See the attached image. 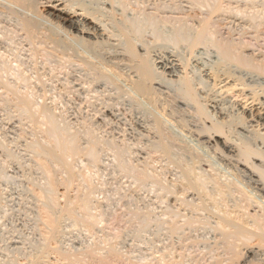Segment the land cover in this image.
I'll list each match as a JSON object with an SVG mask.
<instances>
[{
    "label": "bare ground",
    "instance_id": "1",
    "mask_svg": "<svg viewBox=\"0 0 264 264\" xmlns=\"http://www.w3.org/2000/svg\"><path fill=\"white\" fill-rule=\"evenodd\" d=\"M241 3H244L245 5L244 8L241 6ZM3 5V6H1ZM39 5L41 7H44L47 11L48 9H54L56 11H58V13L60 14V17L62 16V18H58L57 22L58 24H54L50 23L48 24V20H45L44 17V13L45 11L41 10L39 8ZM0 6L4 9V12L6 10L9 9L10 13L12 15H14V19L16 16V28L17 26L20 27V31H22L21 33H24L26 36L27 41L30 43H26L29 44V46L31 45V47L33 48L32 51L35 49L38 50V48H42L45 47V50L48 48L50 49L51 53L52 51L55 52L58 56L60 55L62 58L66 57V60H68L67 57H73L74 54L78 55V57L80 58H74L73 57V61L74 59H76L74 62H76V67H79L77 69L76 76L75 79H77V81L74 83V87H76L77 90L82 91L84 93V91H86V93L88 94L87 91L90 92H95L93 97H96L98 100H101V105H99V107L103 106L102 108H99L100 110H98V113H100L101 116L105 117V116H111V119L116 120V121H120L123 122L124 121V115L126 114L124 111H120V108H117V100L115 102H113L114 98L117 99L116 97V93L115 95L112 93L113 89L116 90L117 94H120V92L122 91L123 95H127L126 99H122L120 98L122 102V104L127 106L134 100V101H138V102H143V104H147L149 106L152 107V109L155 110V114H151L154 115L152 116V120L145 118L146 116L142 115L140 112H136L135 114L133 113L134 110L132 111V113L134 114H130L133 115L131 116L133 119L132 121L130 120L131 124H127L125 123L124 127L125 129L123 130V134L124 136H126V138L128 140H133L134 144L135 141L137 142L135 146H137L138 148H140L142 151L143 149L146 148H151V146L153 147V149L155 148V146H160L158 147L156 150L159 151V148H162V152L167 153L166 155H168V152H171L172 149L175 145H177L179 142L177 141V144L172 145L173 143H175V137L178 135H176L173 130L170 131L171 129L169 127L172 126H176L178 128V130L181 133L184 134H191L192 136L195 137L194 141H198V144H200V148L203 146V148H206L207 151H210V153L214 154V156H216L217 160L218 158L220 159L219 161H221L223 163V165L225 164V166L228 167V171L229 173L231 172L234 176H236V180L233 179L231 180V178L229 176H225L229 177L230 180H227V183H219V181L215 182V183H219L218 185L223 187H228L229 191L232 189L233 185L235 184L237 187L239 186L241 188V192H243L242 196H244L243 199H241V197L239 199H237L236 197L233 199L232 197H230V195H232V192L226 191L225 193L222 191L223 189L221 188L220 194L221 198H217V192L220 187L218 185H215V190H210L211 187H207L208 185L205 183V181H209V180H204V182H202L201 180H199L198 177V181H200L197 185V182L194 180H191V178L189 179L187 177V175L189 174V172L186 174H184L186 181H183L185 183V185H181L183 187V189H185V192L188 194L189 193V197L192 196V200L189 201L188 200H184L182 199L181 204H187L188 206L193 204L194 211L196 210H201L203 211L204 215V221H200L199 224H201V226H199L198 224H196V220L193 219V222L190 220L188 221L187 219V223L189 224L188 227L186 229H190V236L193 234V231H195V233L199 232L197 234V236H202L203 239L200 240L203 241L201 243L202 245V249L198 250L200 251L198 254L201 255L202 257L199 258L200 260H204L205 262H209L208 264H264V149H260V147H258V140H261L262 143L264 144V116H255L254 112L252 111V107L250 106L249 108L247 106H244L240 103H237L235 100H233L232 96H228L230 92L227 90L223 91V87L227 86V84L225 85H221L222 83H231L230 87L231 88H238L236 90H238V92L240 91H246L243 94L241 93V95H243V97L246 99V102L249 99H252V102L254 100L259 99L258 104H260L263 107L264 110V52H262V50H260L259 47H256L255 49L258 48L259 52L261 54H259L260 56H258V52H252L250 51V49L252 50V47L250 48V46L252 45L251 41H246L244 40L242 36H245L244 33H248V31H250V27L252 28V30H255V34L253 32V35H250L252 33H249V35L247 34V36L249 37H253L257 43H259L258 41L260 40L259 38V33L261 32V27L264 25V0H0ZM246 6V7H245ZM7 8V9H6ZM41 10V11H40ZM3 11V9L1 10ZM3 12H1L0 14L2 15ZM8 13V12H7ZM3 14V20L2 17L0 18L1 21H3V26H4V22H11L13 20H8L7 18H9L11 16V14ZM228 13H230L232 16L234 17H241L242 21H245L243 28L240 31V35H238L237 37H235V34L233 35V33H235L233 30H231V28L233 29L234 27H231L229 25L230 30H227V34H222L221 30H223V26L221 29V26L223 24H221V22H223V18L224 16H231L228 15ZM6 14V15H5ZM0 15V16H1ZM5 18V16H7ZM239 15V16H238ZM46 17V16H45ZM51 17V16H50ZM82 18V20H88L90 21V23H93L94 25H102L104 27V31H107L106 33H108V38H114L117 37L116 39L118 40L117 43L118 45H121L122 48H116L115 47H111L107 44L108 47H106L103 44L106 43H96V44H100L99 46H92L90 42H88V40H84V39H78V35L76 36H72V34L70 33L72 30H70L68 28V22L71 18ZM233 17V18H234ZM236 17V18H237ZM21 20L20 22L19 19ZM227 18V17H226ZM230 18V17H229ZM46 19H48V17H46ZM228 19V18H227ZM51 20V19H50ZM226 20V19H225ZM234 20V19H233ZM48 21V22H47ZM53 21V20H52ZM229 21V19H228ZM236 20H234L235 22ZM55 22V21H54ZM84 22V21H83ZM232 22V20L230 21ZM249 22V23H248ZM18 23V25H17ZM224 23V22H223ZM229 24V22H227ZM233 23V22H232ZM238 23V21H237ZM239 23L241 24V22L239 21ZM242 23V24H243ZM1 24V23H0ZM9 24V23H7ZM20 24V25H19ZM226 24V22L224 23ZM239 24V27H240ZM245 24H248L249 26L247 27V25L245 26ZM1 25V26H2ZM233 25V24H232ZM0 26V28H1ZM2 26V27H3ZM9 26V25H8ZM6 24H5V29L6 27L9 28ZM168 26H170V29H166L168 28ZM228 25H226L224 28H226ZM236 26V25H235ZM238 26V24H237ZM4 28H1L0 31ZM11 28V26H10ZM9 28V29H10ZM237 28V27H236ZM8 30V33L11 30ZM13 29V28H12ZM227 29V28H226ZM15 30V29H14ZM84 30V29H83ZM83 30H81V32H83ZM225 30V29H224ZM20 31H18L17 37L18 35L21 37V33H19ZM233 31V32H232ZM263 31V30H262ZM2 32V31H1ZM0 32V33H1ZM4 33L7 31H3ZM2 32V33H3ZM224 32V31H223ZM3 33V34H4ZM13 33V32H11ZM10 33V34H11ZM15 33V32H14ZM17 33V30H16ZM226 33V32H224ZM263 33V32H262ZM6 34V33H5ZM9 34V35H10ZM15 35V34H14ZM107 35V34H106ZM262 35V34H261ZM16 36V35H15ZM2 38V35L0 36ZM7 37V36H3ZM14 37V36H13ZM12 37V39H13ZM16 37V38H17ZM19 37V38H20ZM251 37V39H252ZM11 38V37H10ZM9 38V39H10ZM15 38V39H16ZM24 41H25V37ZM250 39V40H251ZM1 40V39H0ZM14 40V39H13ZM22 40V37L19 39ZM262 40V39H261ZM1 41H5L4 39ZM100 41V40H99ZM11 42V41H10ZM17 42V41H16ZM19 42V41H18ZM17 42V43H18ZM1 43V42H0ZM9 43V41H8ZM15 44V42H12V44ZM20 43V42H19ZM94 43V42H93ZM171 43L169 45H173L172 46V50L173 47L175 48L174 51L172 52L170 50V52H172L173 56H177L180 59H178V61L180 62V64L182 65L183 69H184V76L180 79L181 81L180 84L181 85H177L178 87H176L175 91L173 92L170 90V92H173V94H171L169 92V88L168 82L164 81L165 80V74L164 73H159L157 65H155L156 61H153V57L150 58L151 56V52H152V48L154 49V47L158 46H162V44L166 47V44ZM7 44V43H6ZM25 44V45H26ZM94 44V45H96ZM254 44V43H253ZM11 45V44H10ZM21 45V43H20ZM24 45V44H23ZM102 45V46H101ZM117 45V46H118ZM261 45V44H260ZM264 47V44H262ZM3 46V45H2ZM17 46V45H16ZM28 46V47H29ZM144 48L147 50V55L142 54L139 52V49ZM253 46V45H252ZM255 46V45H254ZM253 46V47H254ZM257 46V44H256ZM7 47V46H6ZM15 47V46H14ZM20 47H24V46H20ZM19 47V48H20ZM27 47V46H26ZM27 47V50L29 49ZM162 47L163 50H165L166 48ZM161 47L159 48L162 49ZM7 49V48H5ZM9 49V48H8ZM11 49V48H10ZM156 49V48H155ZM158 49V48H157ZM169 49V48H168ZM254 49V48H253ZM254 49V50H255ZM15 50V49H14ZM24 50H26L24 48ZM31 48L28 50V52L32 53ZM35 50L33 51V54H35ZM36 50V52H37ZM40 50V49H39ZM38 50V52H39ZM44 50V49H41ZM40 50V51H41ZM257 50V51H258ZM12 51V50H11ZM18 51V50H17ZM48 51V50H47ZM71 51V52H70ZM154 51V50H153ZM166 51V50H165ZM16 52V51H15ZM45 53V52H44ZM47 53V52H46ZM45 53V54H46ZM256 53V54H255ZM14 54V53H13ZM16 54V53H15ZM24 54V53H23ZM38 54V53H36ZM42 54V53H41ZM164 54V53H163ZM9 55V54H8ZM32 55V54H30ZM49 55V54H48ZM47 55V56H48ZM171 55V54H170ZM17 56V55H16ZM36 56V55H35ZM38 56V55H37ZM43 57V56H42ZM49 57V56H48ZM57 57V56H56ZM77 57V56H76ZM168 57V56H167ZM11 58V57H10ZM15 58V57H14ZM24 58V57H23ZM34 58V57H33ZM41 58V57H40ZM45 58V57H44ZM61 58V59H62ZM160 58H164V56L160 57ZM17 59V58H15ZM21 59V58H19ZM18 59V60H19ZM28 59V58H27ZM37 59V58H36ZM46 59V58H45ZM72 60V58H69ZM6 60V59H5ZM10 60V59H9ZM14 60V59H13ZM52 60V59H51ZM57 60V59H56ZM65 60V59H64ZM65 60V61H66ZM70 60V61H71ZM12 61V60H11ZM45 61V60H44ZM169 61V60H168ZM7 63V61H5ZM3 64H6V63ZM17 62V60H16ZM50 62V61H49ZM61 62V61H60ZM162 62V61H160ZM173 61H171L172 63ZM22 63V62H21ZM52 63V61H51ZM50 64V67L52 66ZM73 63V62H72ZM9 64V63H8ZM15 64V63H14ZM43 64V63H42ZM169 64V63H168ZM168 64H164L165 67H167ZM30 65V64H29ZM58 65V64H57ZM9 66V65H7ZM32 66V65H31ZM2 67V66H1ZM16 67V66H15ZM14 67V69H16ZM19 67V66H18ZM24 67V66H23ZM49 67V66H48ZM75 67V66H74ZM73 67V68H74ZM75 67V68H76ZM81 67V68H80ZM84 67V68H82ZM4 68V66H3ZM7 68V67H5ZM10 69V66L8 67ZM13 68V66H12ZM22 68V67H21ZM20 68V69H21ZM52 68V67H51ZM88 68L89 73H87L84 69ZM2 69V68H1ZM8 69V71H9ZM19 69V68H18ZM85 71L84 72V76L86 75L85 73H87V77L88 79H83V77H81L79 74H82V70ZM5 71L7 69H4ZM3 69L2 71L5 72ZM13 70V69H12ZM91 70V71H90ZM19 71V70H18ZM32 71V69L30 70V72ZM35 71V70H34ZM45 71V70H44ZM57 71V70H56ZM65 71V70H64ZM69 71V70H68ZM66 71V73L68 72ZM12 72V71H10ZM14 72V71H13ZM12 72V73H13ZM17 72V71H15ZM14 72V73H15ZM48 72V71H47ZM58 72V71H57ZM164 72V71H163ZM11 73V74H12ZM13 73V74H14ZM20 73V72H19ZM43 73V72H42ZM45 73V72H44ZM56 73V72H55ZM6 73H4L5 75ZM8 74V72H7ZM6 74V76H7ZM17 74V73H16ZM15 74V75H16ZM27 74V73H26ZM41 74V72H40ZM14 75L13 78H16ZM20 75V74H18ZM32 75V74H31ZM43 75V74H42ZM41 75V76H42ZM46 75V74H45ZM49 75V74H48ZM53 75V74H52ZM2 76V74H1ZM0 76V77H1ZM12 77V75H10ZM90 76V77H89ZM19 77V76H18ZM23 78L27 76H22ZM33 77V76H32ZM40 77V76H39ZM43 77V76H42ZM41 77V78H42ZM165 77V78H164ZM24 78L23 80H28ZM40 78V79H41ZM54 78V77H53ZM59 78V77H58ZM86 78V77H84ZM3 79V78H2ZM17 79V78H16ZM30 79V78H29ZM32 79V78H31ZM51 79V78H50ZM67 79V78H66ZM7 80V79H5ZM15 80V79H14ZM20 80H22V78L20 77ZM44 80V79H43ZM171 80V79H170ZM230 80V81H227ZM1 81V79H0ZM10 81V80H9ZM8 81V82H9ZM19 81V78L18 80ZM23 81V82H25ZM52 81V80H51ZM3 82V81H2ZM7 82V81H6ZM6 82H3L6 83ZM8 82L6 83V85L8 84ZM12 82V81H11ZM22 82V81H21ZM22 82V83H23ZM28 81H26L27 83ZM43 82V81H42ZM61 82V81H60ZM74 82V81H73ZM20 83V81H19ZM45 83V81H44ZM172 83V82H171ZM15 84V83H14ZM13 84V85H14ZM46 84V83H45ZM48 84V83H47ZM175 84V83H174ZM177 84V83H176ZM5 85V87L7 88V86ZM36 85V84H35ZM41 85V84H40ZM49 85V84H48ZM52 85V84H51ZM73 84H71L72 87ZM173 85V84H171ZM199 87L197 88L196 86ZM221 85V86H220ZM11 86L10 83L8 85V87ZM15 86V85H14ZM14 86L12 89H14ZM30 86V85H29ZM53 86V85H52ZM56 86V85H55ZM70 86V85H69ZM223 88L222 90L219 88ZM254 86V87H252ZM22 87V85H21ZM26 87H28V85H26ZM48 87V86H47ZM50 87V86H49ZM175 87V86H174ZM216 87V88H215ZM229 87V88H230ZM255 87H257L258 89L255 90ZM10 88V89H11ZM16 88V87H15ZM34 88V87H33ZM65 88V86H64ZM116 88V89H115ZM173 88V86H172ZM226 88V87H225ZM230 88V89H231ZM251 88H254L251 90ZM4 89V88H3ZM9 89V88H8ZM6 89V90H8ZM9 89V91H11ZM18 89V88H17ZM27 89V88H26ZM29 89V88H28ZM74 89V88H73ZM167 89V90H166ZM229 89V90H230ZM5 90V89H4ZM5 90V91H6ZM31 90V89H30ZM29 90V91H30ZM57 90V89H56ZM120 90V92H119ZM18 91V90H16ZM27 91V90H26ZM26 91H24L26 94ZM35 91V90H34ZM60 91V90H59ZM63 91V90H62ZM232 91V90H231ZM7 92V91H6ZM15 91H13L14 93ZM20 92V91H18ZM22 92V91H21ZM36 92V91H35ZM52 92V91H51ZM54 92V91H53ZM58 92V90L56 91ZM66 92V91H65ZM76 92V91H75ZM119 92V93H118ZM8 93V92H7ZM11 92H9L8 94H10ZM12 93V94H13ZM32 93V92H31ZM61 93V92H60ZM17 94V93H16ZM15 94V95H16ZM22 94V93H21ZM29 94V93H28ZM33 94V93H32ZM46 94V93H45ZM44 94V95H45ZM53 94V93H52ZM74 94V93H73ZM85 94V93H84ZM91 93H89L90 95ZM120 94V95H121ZM6 95V94H5ZM11 95V94H10ZM14 95V96H15ZM20 95V93H19ZM15 96L14 98H19L20 96ZM35 95V94H34ZM33 95V96H34ZM41 95V94H40ZM39 95V96H40ZM43 95V96H44ZM47 95H49L47 93ZM59 95V94H58ZM77 95V94H76ZM91 95V96H92ZM119 95V96H120ZM230 95V94H229ZM239 95V96H241ZM8 96V95H7ZM13 96V95H12ZM24 95H21L19 101L18 102L20 104H23L26 109L24 108L23 105L20 106V109L22 110H27V107H29L28 109L31 110V112H29L30 110H28L27 112L29 113H33L32 111V107L34 106L33 104L35 103H31L29 101L28 98H23ZM36 96V95H35ZM88 96V95H87ZM85 96L84 98H86L85 100L88 99V97ZM38 97V96H37ZM55 97V96H54ZM60 97V96H58ZM81 97V96H80ZM83 97V96H82ZM90 97V96H89ZM118 97V96H117ZM168 97H170V99L172 98L174 100V102H176L175 107H172L170 100L168 99ZM1 98V96H0ZM7 98V97H6ZM10 98V97H9ZM31 98H33L31 96ZM57 98V97H56ZM92 98V97H91ZM104 98V99H103ZM124 98V96H123ZM43 99V98H42ZM70 99V98H69ZM118 98V100H120ZM262 99V100H261ZM8 100V99H6ZM36 100V99H34ZM56 100V99H55ZM54 100V101H55ZM84 100V101H85ZM90 100V98L88 99ZM93 100V98H92ZM94 100H96L94 98ZM93 100V101H94ZM112 100V102H111ZM132 100V101H131ZM10 101V100H9ZM14 101V99H13ZM17 100H15V104ZM59 101V100H58ZM63 101V100H61ZM82 101V102H84ZM110 101V102H109ZM250 101V100H249ZM35 102V101H32ZM38 102V99H37ZM36 102V103H37ZM47 102V100H46ZM53 102V101H52ZM86 102V101H85ZM119 102V103H121ZM173 102V101H172ZM255 102V101H254ZM9 103V102H8ZM11 103V102H10ZM39 103V102H38ZM62 103V102H61ZM87 106H91V104H93L92 102L87 101L85 104H87ZM135 103V102H134ZM256 103V102H255ZM14 104V105H15ZM18 104V105H20ZM81 104V103H80ZM84 104V105H85ZM90 104V105H89ZM132 104V103H131ZM252 104V103H251ZM257 104V103H256ZM7 105V104H5ZM17 105V104H16ZM58 105V104H57ZM70 105V103H69ZM75 105V104H74ZM140 105V104H139ZM146 105V106H147ZM2 106V105H1ZM39 106V105H38ZM54 106V105H53ZM52 106V107H53ZM76 106V105H75ZM86 106V107H87ZM144 106V105H143ZM255 106V105H253ZM23 107V108H21ZM36 108H38L35 105ZM41 106H39L40 108ZM81 107V106H80ZM85 107V108H86ZM93 107V106H92ZM120 107V106H119ZM125 106H123L122 108H124ZM133 107V106H132ZM145 107V106H144ZM149 107V108H151ZM12 108V107H11ZM9 108V109H11ZM36 108H34V111L36 110ZM38 108V109H39ZM44 108V106H43ZM117 108V109H116ZM142 108V107H141ZM148 108V109H149ZM16 109V108H15ZM66 109V108H65ZM64 109V110H65ZM79 109V108H78ZM83 109V108H82ZM87 109V108H86ZM125 109V108H124ZM147 109V108H146ZM147 109V110H148ZM261 109V108H260ZM5 110V109H4ZM44 111L42 112V114H44L45 117L49 118V116L52 115V113L50 114L49 112V116H46L45 113H47L46 110H51V109H43ZM58 110V109H57ZM75 110V109H74ZM88 110V109H87ZM86 110V111H87ZM90 110V109H89ZM140 110V109H139ZM138 110V111H139ZM7 111V110H5ZM41 111H42V107L41 109H39V112L35 113L36 114H40L41 115ZM52 111V110H51ZM85 111V110H84ZM96 111V110H95ZM16 112V111H15ZM14 112V113H15ZM23 113V111H20ZM54 112V111H53ZM58 112V111H57ZM76 112V111H75ZM78 112V111H77ZM80 112V111H79ZM148 111H145L144 113H146ZM153 112V111H152ZM11 113V112H10ZM33 113V115H34ZM47 113V115H48ZM64 113V112H63ZM67 113V112H66ZM82 113V112H81ZM84 113V112H83ZM82 113V114H83ZM89 113V112H88ZM91 113V112H90ZM93 113V112H92ZM97 113V112H96ZM24 114V113H23ZM27 114V113H25ZM54 114V113H53ZM215 116H214V115ZM12 115V114H11ZM14 115V114H13ZM18 115V114H17ZM16 115V116H17ZM21 115V114H19ZM34 115V117H35ZM37 115V117H38ZM62 115V114H61ZM60 115V116H61ZM80 115V114H79ZM97 115V114H96ZM99 115V114H98ZM146 115V114H145ZM149 115V114H148ZM9 116V115H8ZM7 116V117H8ZM28 116V115H26ZM30 116V115H29ZM32 116V115H31ZM58 116V115H57ZM81 116V115H80ZM127 116V115H126ZM10 117V116H9ZM13 117V116H12ZM21 117V116H20ZM24 117V116H22ZM33 117V116H32ZM42 117V116H41ZM53 117V116H52ZM52 117L49 118L51 120H48L47 122L51 121V123H48L50 125V128L48 126V129H46V133L48 135H46L47 137H49V139H53L52 137H54V142H52V140H50L52 148H53V144L55 143L54 146H56V150L58 148V150H60L58 153L57 151H55V149L53 150L51 147H49V150H53L54 153L56 152V155L52 152H50L52 155L49 156V151L48 150V145L46 146L47 149V154L46 152H44L41 148H43V144L41 145L40 143L37 145H33L32 149H34L33 147L37 146V150L35 148V151L38 153L40 150V153H43V156H46V158H52V156H54V158H52L53 160L56 161V163H64L62 162L63 160L65 161L64 157L67 160V153L69 155L72 154L75 151H78L77 149L73 148L75 146H73V141L74 139H72L71 141V145L72 147H70L71 145H69L68 142H70L69 138L71 137L69 134V138L67 141V138H65L67 136V134L64 136H62V134L68 133L65 129V133L60 132V129L58 130V126L55 125V120H57L55 118V120H52ZM56 117V115H55ZM74 117V116H73ZM101 117V118H103ZM245 117L242 120V118ZM65 118V117H64ZM84 118V117H83ZM127 118V117H126ZM150 118V117H149ZM10 119V118H9ZM36 119V118H35ZM33 119V120H35ZM54 119V117H53ZM63 119V117H62ZM61 119V120H62ZM110 119V118H109ZM241 119V120H240ZM22 120V119H20ZM32 120V121H33ZM39 120V119H38ZM42 120V119H40ZM59 120V119H58ZM68 120V119H67ZM90 120V119H89ZM99 120V119H98ZM127 120V119H126ZM150 120V121H149ZM27 121V120H26ZM44 121V119H43ZM52 121H54L52 123ZM69 121V120H68ZM74 121V119H73ZM94 121V120H93ZM59 122V121H58ZM76 122V121H75ZM86 122V121H85ZM88 122V121H87ZM127 122V121H126ZM128 122V123H130ZM23 123V122H22ZM36 123V122H35ZM45 123V121H44ZM60 123V122H59ZM66 123V122H64ZM70 123V122H69ZM99 123V122H98ZM119 123V122H118ZM123 123V124H124ZM46 124V123H45ZM44 124V125H45ZM51 124L52 125V129H51ZM63 124V123H62ZM85 124V123H84ZM96 124V123H95ZM108 124V123H107ZM18 125V124H17ZM38 125V124H37ZM65 125V124H64ZM63 125V126H64ZM69 125V124H68ZM97 125V124H96ZM95 125V126H96ZM55 126V127H54ZM66 126V125H65ZM123 126V125H122ZM121 126V127H122ZM33 127V126H32ZM44 127V126H43ZM54 127V128H53ZM68 127V126H67ZM89 127V126H88ZM17 128V127H16ZM35 128V127H34ZM39 128V127H38ZM46 128V127H45ZM61 128V127H60ZM81 128V127H80ZM93 128V127H92ZM101 128V127H100ZM24 129V128H23ZM51 129V130H50ZM79 129V128H77ZM95 129V128H93ZM99 129V128H98ZM104 129V128H103ZM123 129V128H122ZM26 130V129H25ZM32 130V129H31ZM49 130L51 131V133L49 132ZM62 130V129H61ZM73 130V129H72ZM87 130V129H86ZM86 130L84 132H86ZM91 130V129H89ZM97 130V129H96ZM105 130V129H104ZM115 130V128H114ZM121 130V129H120ZM13 131V130H12ZM23 131V130H22ZM21 131V132H22ZM29 131V130H28ZM43 131V130H42ZM49 133H48V132ZM76 131V130H74ZM80 131V130H79ZM88 131V130H87ZM95 131V130H94ZM3 132V131H2ZM25 132V131H23ZM38 132V131H37ZM78 132V131H77ZM81 132V131H80ZM79 132V133H80ZM97 132V131H96ZM94 132V134L96 133ZM1 133V132H0ZM15 133V132H14ZM28 133V132H26ZM33 133V132H32ZM73 133V132H72ZM71 133V134H72ZM76 133V132H75ZM90 133V132H89ZM98 133V132H97ZM101 133V132H100ZM111 133V132H110ZM178 133V132H177ZM19 134V133H18ZM31 134V133H30ZM29 134V135H30ZM51 134V135H49ZM82 134V132H81ZM93 134V133H92ZM99 134V133H98ZM97 134V135H98ZM116 134V133H115ZM121 136V133H119ZM21 135V134H20ZM37 135V134H36ZM45 135V134H44ZM76 136H78L79 134H75ZM85 135V134H82ZM87 135V133H86ZM190 135V136H191ZM223 136L222 138H224V141L222 143V146H220L219 142L215 139L217 136ZM24 136V135H23ZM50 136H52L50 138ZM76 136H72L71 138H75ZM89 136V134H88ZM100 136V135H99ZM185 136V135H184ZM182 136V137H184ZM34 137V136H33ZM38 137V136H36ZM42 137V136H41ZM68 137V136H67ZM84 137V136H83ZM94 137V136H93ZM96 137V136H95ZM101 137V136H100ZM114 137V135H113ZM193 137V138H194ZM233 137H236L237 139H239L240 143H236L235 140L233 139ZM13 138V137H12ZM25 138V137H24ZM88 138V137H87ZM97 138V137H96ZM95 138V139H96ZM104 138V137H103ZM124 138V137H123ZM151 138H157L158 139V144L156 145L157 142H153L150 139ZM180 137H178V140ZM192 138V137H191ZM34 139V138H33ZM107 139V138H106ZM114 139V138H113ZM119 139V138H118ZM156 139V140H157ZM7 140V139H5ZM20 140V139H19ZM25 140V139H23ZM39 140V139H38ZM43 140V139H42ZM81 140V139H80ZM88 140V139H87ZM91 140V138H90ZM93 140V139H92ZM99 140H101L99 138ZM104 140V139H103ZM126 140V139H125ZM155 140V141H156ZM47 141V140H46ZM77 141V140H76ZM181 142L183 141L182 139L180 140ZM187 141V140H186ZM215 141V142H214ZM38 142V141H37ZM44 142V141H43ZM83 142V141H82ZM96 142V141H95ZM111 142V141H110ZM180 142V143H181ZM185 142V141H184ZM32 143V142H31ZM91 143V142H90ZM113 142H111L112 144ZM8 144V143H7ZM6 144V145H7ZM13 144V143H12ZM22 144V143H21ZM76 144V143H75ZM84 144V143H83ZM96 144V143H95ZM126 144V143H125ZM182 144V143H181ZM194 144V143H193ZM197 142L196 145L198 146ZM3 145V144H2ZM4 144V146H6ZM15 145V144H14ZM32 145V144H31ZM41 145V146H40ZM80 145V144H77ZM93 145V144H92ZM110 145V144H109ZM155 145V146H154ZM44 146V148H45ZM94 146V145H93ZM115 146V145H114ZM125 146V145H124ZM173 146V147H171ZM187 146V145H186ZM192 146V145H191ZM8 146H6L7 148ZM26 147V146H25ZM41 147V148H38ZM58 147V148H57ZM79 147V146H78ZM77 147V148H78ZM86 147V146H85ZM88 147V146H87ZM115 147L118 148V145H116ZM121 147V146H120ZM128 147V145H127ZM184 147V146H183ZM91 148V147H90ZM96 148V147H95ZM94 148V149H95ZM103 148V146H102ZM135 148V147H134ZM177 148V147H174ZM28 149H30L28 147ZM80 149V147H79ZM93 149V147H92ZM112 149V148H111ZM116 149V148H115ZM132 149V147H131ZM152 149V148H151ZM180 149V148H177ZM176 149V151H177ZM196 149V148H195ZM199 149V148H198ZM51 150V151H52ZM81 150V149H80ZM83 150V149H82ZM86 150L88 151V149L86 148ZM118 150V149H117ZM126 150V148H125ZM161 150V149H160ZM31 151V150H30ZM33 151V150H32ZM68 151V152H67ZM71 151V152H69ZM106 151V150H105ZM121 151V150H120ZM123 151V150H122ZM127 151V150H126ZM150 151V150H149ZM173 151V150H172ZM67 152V153H66ZM79 152V151H78ZM84 152V150H83ZM91 152V149L88 153ZM108 152V151H107ZM117 152V151H116ZM128 152V151H127ZM147 152V151H146ZM161 152V151H160ZM19 153V152H18ZM39 153V154H40ZM47 154V155H44ZM58 153V154H57ZM66 156H64V154ZM81 153V152H80ZM92 153V152H91ZM94 153V152H93ZM97 153V152H96ZM103 153V152H102ZM114 153V152H113ZM126 153V152H125ZM155 153V152H154ZM157 153V152H156ZM164 153V154H165ZM3 154V153H2ZM9 154V153H8ZM7 154V155H8ZM62 154V155H60ZM118 154V153H117ZM122 154V153H121ZM124 154V153H123ZM136 154V152H135ZM153 154V153H152ZM1 155V154H0ZM18 155V154H17ZM16 155V156H17ZM20 155V154H19ZM38 155V154H37ZM41 155V154H40ZM40 155H38L37 157L39 159H43V161H39V162H43L41 163V165L47 163V159L40 157ZM59 155V157H58ZM78 155V154H77ZM82 155V154H79ZM86 155V153H85ZM94 155V154H92ZM120 155V154H119ZM128 155V154H127ZM130 155V154H129ZM134 155V154H133ZM132 155V156H133ZM148 155V154H147ZM155 155V154H154ZM160 155V154H159ZM199 155V154H198ZM204 155V154H203ZM210 155V154H209ZM10 156V155H9ZM49 156V157H47ZM72 157V155H69ZM75 153H73V158L75 157ZM99 156V155H98ZM105 156V155H104ZM121 156V155H120ZM118 156V157H120ZM123 156V155H122ZM151 156V155H150ZM149 156V157H150ZM169 156V155H168ZM173 156V154H172ZM19 157V156H18ZM22 157V156H21ZM30 157L32 158L31 154ZM34 157V156H33ZM36 157V156H35ZM81 157V156H80ZM87 157V156H86ZM92 157V156H91ZM94 157V156H93ZM92 157V158H93ZM106 157V156H105ZM117 157V158H118ZM182 157V156H181ZM185 157V156H184ZM8 159V157H6ZM26 158V157H24ZM57 158V159H55ZM70 158V157H69ZM90 158V157H89ZM95 158V157H94ZM100 158V157H99ZM116 158V157H115ZM130 158V157H129ZM151 158V157H150ZM169 159H172V157H168ZM175 158V157H174ZM186 158V157H185ZM203 157H201L202 159ZM13 159V158H12ZM72 160V158H70ZM96 159V158H95ZM91 160L92 162H96V160ZM98 159V158H97ZM120 159V158H119ZM125 159V158H124ZM140 159V158H139ZM179 159V158H178ZM190 159V158H189ZM200 159V160H201ZM206 159V158H205ZM205 159L203 161H205ZM20 160V158H19ZM33 160V159H32ZM36 160V159H35ZM49 160V159H48ZM50 161L49 162H54V161ZM59 160V161H58ZM102 160V159H101ZM100 160V161H101ZM118 160V159H117ZM116 160V161H117ZM134 160V159H133ZM132 160V161H133ZM155 160V159H154ZM174 160V159H173ZM193 160V159H191ZM196 160V159H195ZM194 160V161H195ZM198 160V159H197ZM14 161V160H13ZM46 161V162H45ZM58 161V162H57ZM61 161V162H60ZM82 161V160H80ZM84 161V160H83ZM98 161V160H97ZM105 161V159H104ZM127 161V160H126ZM144 161V160H143ZM153 161V160H152ZM178 161V160H177ZM202 161V160H201ZM200 161V162H201ZM208 161L212 162L211 160L208 159ZM7 162V161H6ZM31 162V161H30ZM37 162V161H36ZM35 162V163H36ZM45 162V163H44ZM66 162V161H65ZM69 162V161H68ZM89 162V161H87ZM103 162V161H102ZM114 162V161H113ZM120 162V161H119ZM148 162V161H147ZM206 162V161H205ZM3 163V162H2ZM9 163V162H8ZM21 163V162H20ZM19 163V164H20ZM55 163V162H54ZM58 163V164H59ZM67 163V162H66ZM78 163V162H77ZM86 163V162H85ZM110 163V162H109ZM127 163V162H126ZM137 163V162H136ZM141 163V162H140ZM156 163V162H155ZM174 163V162H173ZM177 163V162H176ZM175 163V164H176ZM181 163V162H180ZM197 163V162H196ZM207 163V162H206ZM22 164V163H21ZM40 164V163H39ZM65 164V163H64ZM83 164V163H82ZM94 164V163H93ZM123 164V163H122ZM118 166V167H122ZM168 164V163H167ZM182 164V163H181ZM194 164V163H193ZM199 164V163H197ZM211 164V163H210ZM209 164V165H210ZM46 165V164H45ZM52 165V164H51ZM69 164H67L68 166ZM72 165V163H71ZM69 166L73 167V166ZM88 165V164H87ZM105 165V164H104ZM109 165V164H108ZM135 165V164H134ZM153 165H155L153 163ZM179 165V164H178ZM177 165V166H178ZM184 165V164H183ZM48 166V164H47ZM55 166V165H54ZM62 166V165H61ZM66 166V164L64 165ZM79 166V165H78ZM83 166H85L83 164ZM90 166V165H89ZM98 166V164H97ZM110 166V165H109ZM117 166V165H116ZM139 166V165H138ZM141 166V165H140ZM181 166V165H180ZM211 166V165H210ZM214 166V165H213ZM24 166H21V168ZM35 167V166H34ZM41 167V166H40ZM50 167V166H49ZM48 167V169H49ZM58 167V166H56ZM107 167V166H106ZM144 167V166H143ZM162 167V166H161ZM164 167V166H163ZM193 168H195L194 166H192ZM66 168V167H65ZM68 168V167H67ZM68 168V169H69ZM96 168V167H95ZM105 168V166H104ZM168 168V167H167ZM166 168V169H167ZM192 168V169H193ZM219 168V167H218ZM218 168H216L215 170H217ZM25 169V168H24ZM39 169V168H38ZM43 169V168H42ZM41 169V170H42ZM47 169V168H46ZM45 169V170H46ZM55 169V168H54ZM98 169V168H97ZM107 169V168H106ZM109 169V168H108ZM112 169V168H111ZM121 169V168H120ZM119 169V170H120ZM177 169V168H176ZM185 169V167H184ZM200 169V167H199ZM213 169V167H212ZM223 169V168H222ZM224 169H227L226 167ZM17 170V169H16ZM51 170V169H50ZM48 170V171H50ZM60 170V169H59ZM72 170V168H71ZM70 170V171H71ZM116 170V168H115ZM158 171V169H156ZM186 170V169H185ZM10 171V170H9ZM55 171V170H54ZM69 171V172H70ZM110 171V170H109ZM128 171V170H127ZM134 171V170H133ZM137 171V170H136ZM177 171V170H176ZM200 171V170H199ZM219 171V169L217 170V172ZM52 172V171H51ZM57 172V171H56ZM61 172V171H60ZM63 172V171H62ZM72 172V171H71ZM70 172V173H71ZM130 172V170H129ZM140 173L142 171H139ZM156 172V171H155ZM185 172V171H184ZM195 172V171H194ZM203 172V171H202ZM214 172V171H213ZM226 172V171H225ZM5 173V172H4ZM44 173V172H43ZM50 173V172H49ZM68 173V171H67ZM125 173V172H124ZM167 173V172H166ZM174 173V172H173ZM191 173V172H190ZM197 173V172H196ZM195 173V174H196ZM201 173V172H200ZM204 173V172H203ZM207 173V172H205ZM210 173V172H208ZM220 171L217 173L219 174ZM230 173V174H231ZM3 173H1L2 175ZM7 174V173H6ZM47 174V171H46ZM51 174V173H50ZM49 174V175H50ZM57 174V173H56ZM121 174V173H120ZM146 175V173H144ZM148 174V173H147ZM183 174V173H182ZM192 174V173H191ZM216 174V172H215ZM72 175V174H71ZM112 175V174H111ZM123 175V174H122ZM154 175V174H153ZM178 175V174H177ZM190 175V174H189ZM222 175L223 174H219ZM75 176V175H74ZM116 176V175H115ZM130 176V175H129ZM140 176V175H139ZM148 177V175H146ZM157 176V175H156ZM155 176V177H156ZM207 176V175H206ZM205 176V177H206ZM221 176V177H222ZM224 176V177H225ZM5 177V175H4ZM46 177V176H45ZM51 177V176H50ZM54 177V176H53ZM59 177V176H58ZM61 177V176H60ZM73 177V176H71ZM124 177V176H123ZM127 177V176H125ZM154 177V176H153ZM192 177V176H190ZM196 177V176H194ZM214 177V176H213ZM3 178V177H2ZM49 178V176L47 177ZM46 178V180H47ZM75 178V177H74ZM143 178V177H142ZM161 178V177H160ZM181 178V177H180ZM209 178V177H208ZM210 178L212 179V177L210 176ZM223 178V177H222ZM234 178V177H233ZM7 180L9 178H6ZM114 179V177H113ZM112 179V180H113ZM117 179V178H116ZM133 179V178H132ZM151 179V178H150ZM153 182H154V178ZM151 179V180H152ZM174 179V178H172ZM193 179V178H192ZM202 179V178H201ZM214 179V178H213ZM217 179V178H216ZM221 180V178H219ZM224 179V178H223ZM3 180V179H2ZM52 180V179H51ZM111 180V179H110ZM139 180V179H137ZM147 180V179H146ZM145 180V181H146ZM161 180V179H160ZM168 180V179H167ZM182 180V179H181ZM49 181V180H48ZM53 181V180H52ZM51 181V182H52ZM73 181V180H71ZM118 181V180H117ZM124 181V180H123ZM165 181V180H164ZM213 181V180H211ZM223 181V180H221ZM239 181V182H238ZM128 182V181H127ZM134 182V181H133ZM148 182V181H147ZM172 182V181H171ZM49 183V182H48ZM54 183V182H53ZM141 183V181H140ZM138 183V184H140ZM144 183V182H143ZM158 183V182H157ZM163 183V182H162ZM167 183V182H166ZM173 183V182H172ZM214 183V182H212ZM211 183V184H212ZM239 183V184H238ZM241 183V184H240ZM131 184V183H130ZM137 184V183H136ZM137 184V185H138ZM174 184V183H173ZM210 184V185H211ZM36 185V184H34ZM71 185V184H70ZM84 185V184H83ZM155 185V184H154ZM160 185V184H157ZM163 185V184H162ZM172 185V184H171ZM177 185V184H176ZM207 185V186H206ZM209 185V186H210ZM232 185V187H231ZM234 185V187H235ZM52 186V185H50ZM49 186V187H50ZM80 186V185H79ZM141 186V185H140ZM156 186V185H155ZM154 186V187H155ZM184 186L186 188H184ZM219 188H218V187ZM13 187V186H12ZM32 187V186H31ZM48 187V185H47ZM139 187V186H138ZM145 189V186H143ZM148 187V186H147ZM150 187V186H149ZM152 187V186H151ZM161 187V186H160ZM168 187V186H167ZM166 187V188H167ZM170 187V186H169ZM176 187V186H175ZM233 187V188H234ZM236 187V188H237ZM238 187V188H239ZM36 188V187H35ZM41 188V187H40ZM80 189H82L81 187H79ZM129 188V186H128ZM142 188V187H140ZM158 188V186H157ZM163 188V189H166ZM172 188V187H171ZM178 189L180 187H177ZM201 188V189H200ZM210 188V189H209ZM227 188V189H228ZM235 188V189H236ZM239 188V189H240ZM32 189V188H31ZM44 189V188H43ZM53 189V188H52ZM91 189V188H89ZM134 189V188H133ZM147 189V188H146ZM177 189V190H178ZM182 189V188H181ZM182 189V190H183ZM214 189V188H213ZM225 189V188H224ZM36 190V189H35ZM51 190V189H50ZM48 190V191H50ZM172 190V189H169ZM167 190V192L171 193L170 195L166 192L165 194V198H167V202L168 199L171 198H175L177 195H174L176 192H178L177 190H175V192L173 193L174 189L172 191ZM205 190V191H204ZM210 192H209V191ZM11 191V190H10ZM53 191V190H52ZM76 191V190H75ZM88 191V190H87ZM93 191H95L93 189ZM92 191V192H93ZM148 191V190H147ZM161 191V190H160ZM156 192L157 196L158 193L160 192ZM184 191V190H183ZM208 191V193L206 192ZM218 191V192H219ZM237 191V189L235 190ZM13 192V191H12ZM11 192V193H12ZM16 192V191H15ZM32 193V191H30ZM86 192V191H85ZM184 192V194H186ZM206 192V193H205ZM223 192V193H222ZM229 192V193H228ZM234 192V189H233ZM2 193V192H1ZM18 193V192H17ZM36 193V192H35ZM40 193V192H39ZM38 193V194H39ZM162 193V192H161ZM183 193V192H182ZM222 193V194H221ZM227 193V194H226ZM231 193V194H230ZM3 194V193H2ZM34 194V193H33ZM53 194V193H52ZM61 194V193H60ZM75 194V193H74ZM88 195L90 194L89 191L87 193ZM86 194V196H87ZM143 194V193H142ZM178 194V193H177ZM186 194V195H187ZM226 194V195H225ZM37 195V194H35ZM43 195V194H42ZM41 195V196H42ZM64 195V194H63ZM168 195V196H167ZM207 195V196H206ZM2 196V195H1ZM15 196V195H14ZM18 196V195H16ZM24 196V195H23ZM30 196V195H29ZM39 196V195H38ZM58 196V195H57ZM142 196V195H141ZM145 196V195H144ZM159 196H162V194ZM164 196V195H163ZM175 196V197H174ZM182 196V195H181ZM185 196V195H184ZM195 196H197V198H195ZM209 196V197H208ZM216 196V197H215ZM218 196V197H219ZM3 197V196H2ZM44 197V196H43ZM54 197V196H53ZM74 197V196H73ZM83 197V196H82ZM85 197V196H84ZM91 197V196H90ZM12 198V197H11ZM10 198V199H11ZM27 198V197H26ZM35 198V197H34ZM40 198V197H39ZM45 198V197H44ZM59 198V197H58ZM78 198V197H77ZM86 198V197H85ZM84 198V199H85ZM88 198V197H87ZM86 198V199H87ZM109 198V197H108ZM164 197H158V199L160 200L161 203H163L162 199ZM178 200L180 198L181 201V197H177ZM176 198V199H177ZM185 198V197H184ZM210 198V199H209ZM6 199V198H5ZM22 199V198H21ZM52 199V197H51ZM49 199V200H51ZM84 199L81 200L84 201ZM85 199V202H86ZM144 199V198H143ZM142 199V200H143ZM186 199V198H185ZM241 199V200H240ZM23 200V199H22ZM45 200V199H43ZM57 200V199H55ZM61 200V198H60ZM80 199L77 200V202ZM141 200V199H140ZM194 200H200V202L194 205V203H192ZM8 201V199H7ZM63 201V200H62ZM81 201V202H82ZM90 201V200H89ZM126 201V200H125ZM150 201V200H149ZM226 202L232 203L230 205V207H232L233 209H229L228 204L226 203L225 205L228 206V209H221L220 207H223L222 204L224 205V203L222 202ZM40 202V201H39ZM44 202V201H43ZM75 202V201H74ZM74 202H72L74 204ZM83 203V205L85 204V206L88 207V205L90 202H86ZM118 202V201H117ZM141 202V201H140ZM144 202V201H143ZM187 202V203H186ZM242 202H245L244 205L242 204ZM19 203V202H18ZM41 203V202H40ZM48 204V201L46 202ZM80 203V202H79ZM180 203V202H179ZM191 203V204H190ZM51 204V203H50ZM53 204V202H52ZM52 204L50 206H52ZM76 204V202H75ZM130 204V203H129ZM150 204V203H149ZM11 205V204H10ZM70 205V204H69ZM82 205V206H83ZM97 205V204H95ZM145 205V204H144ZM154 205V204H153ZM157 205V204H156ZM162 204H160V207ZM168 205V204H166ZM178 205V204H177ZM221 205V206H220ZM224 205V206H225ZM1 206V205H0ZM29 206V205H28ZM42 206V205H41ZM48 209H46L47 211H49V207ZM90 206V205H89ZM169 206V205H168ZM167 206V207H168ZM26 207V206H24ZM32 207V206H30ZM37 207V206H36ZM46 207V206H45ZM72 207V206H71ZM152 207V206H150ZM170 207V206H169ZM226 207V206H225ZM254 207H258V209H260V211L262 212L261 215H258V213L255 215H251L249 212L250 209H254ZM55 207L53 206V209ZM63 208V207H62ZM73 208V207H72ZM79 208V207H78ZM85 208V207H84ZM89 208V207H88ZM100 208V207H99ZM98 208V209H99ZM140 208V207H139ZM166 208V207H165ZM36 209V208H35ZM38 209V207H37ZM40 209V208H39ZM52 209V208H51ZM67 209V208H66ZM71 209V208H70ZM93 209V208H92ZM177 209V208H176ZM180 209V208H179ZM217 209V210H216ZM0 210H4L0 209ZM6 210V209H5ZM16 210V208H15ZM19 210V209H17ZM27 210V209H26ZM45 210V209H44ZM45 210V211H46ZM142 210V209H141ZM140 210V211H141ZM150 210V209H149ZM162 210V209H161ZM164 210V209H163ZM162 210V211H163ZM169 210V208H168ZM171 210V209H170ZM196 210V211H197ZM24 211V210H23ZM22 211V212H23ZM45 211H43L45 213ZM52 211V210H50ZM49 211V212H50ZM64 211V210H63ZM66 211V210H65ZM83 211V210H82ZM88 211V210H87ZM90 211V208H89ZM139 211V210H138ZM158 211V210H157ZM161 211V212H162ZM167 211V210H166ZM173 211V209L171 210V212ZM219 211V212H217ZM30 212V211H29ZM70 212V210H69ZM71 212H73V209L71 210ZM70 212V213H71ZM76 210H74L73 213H75ZM92 212V211H91ZM153 212V211H152ZM160 212V211H159ZM158 212V213H159ZM160 212V213H161ZM165 212V211H164ZM178 212V211H177ZM6 213V212H5ZM25 213V212H24ZM48 213V212H47ZM46 213V214H47ZM64 213V212H63ZM73 213H71L73 215ZM78 213V212H77ZM86 213V210H85ZM101 213V212H100ZM151 213V212H150ZM168 213V211H167ZM234 213V214H232ZM4 214V213H3ZM15 214V213H14ZM40 214V213H39ZM39 214H36L39 216ZM51 214V213H50ZM91 214V213H90ZM89 214V217H90ZM93 214V213H92ZM97 214V212H96ZM103 214V213H102ZM114 214V213H113ZM154 214V213H152ZM171 214V213H170ZM176 214V213H174ZM179 214V212L177 213V215ZM180 214H182L180 212ZM181 217H183L182 215H180ZM185 214V213H184ZM7 215V214H6ZM20 215V214H19ZM49 214H47V216H45V220L48 222V224H52V227L54 226V222L55 220L51 221L52 219L48 217ZM80 215V214H79ZM78 215V216H79ZM95 215V214H94ZM93 215V216H94ZM115 215V214H114ZM113 215V216H114ZM134 215V214H133ZM156 215V214H155ZM4 216V215H3ZM33 216V215H32ZM37 216V218H38ZM42 216V215H40ZM51 217V215H49ZM65 216V215H64ZM69 216V215H68ZM77 216V215H76ZM92 217V219L96 220L95 217ZM102 216V215H101ZM111 216V215H110ZM138 216V215H137ZM171 216V215H170ZM176 216V215H174ZM186 216V215H185ZM5 217V216H4ZM10 217V216H9ZM18 217V216H17ZM25 217V216H24ZM29 217V216H28ZM67 217V216H66ZM74 217V216H73ZM84 217V216H82ZM97 217V216H96ZM112 217V216H111ZM117 217V216H116ZM141 217V216H140ZM146 217V216H145ZM159 217V216H156ZM163 219H164V215H162ZM33 218V217H32ZM77 218V217H75ZM73 218V219H75ZM104 218V217H102ZM144 218V217H143ZM150 218V217H148ZM167 218H169L167 216ZM180 218V217H179ZM191 218V217H190ZM211 218H214V220L216 221H212ZM14 219V218H13ZM42 219V218H40ZM51 219V220H50ZM62 219V218H61ZM80 219V217L78 218ZM86 219V218H85ZM115 219V218H114ZM119 219V218H118ZM134 219V218H133ZM132 219V220H133ZM140 219V218H138ZM158 219V218H156ZM161 219V218H160ZM158 219V220H160ZM43 220V219H42ZM50 220V221H49ZM58 220V219H57ZM82 220V219H81ZM79 220V221H81ZM108 220V219H107ZM143 220V219H142ZM175 220V219H174ZM4 221V220H3ZM45 221V222H46ZM59 221V220H58ZM77 221V220H75ZM78 221V222H79ZM87 223V220H85ZM89 221V220H88ZM93 221V220H92ZM90 220V222H92ZM130 221V220H129ZM136 221V220H134ZM133 221V222H134ZM146 221V220H145ZM162 221V220H161ZM199 222V220H197ZM44 222V223H45ZM46 222V223H47ZM52 222V223H50ZM89 222V224H91ZM94 222V221H93ZM92 222V224H93ZM98 222V221H97ZM95 221V224L97 223ZM100 222V220H99ZM117 222V221H116ZM122 222V221H121ZM131 222V221H130ZM132 222V223H133ZM148 222V221H147ZM156 222V221H155ZM164 222V221H163ZM162 222V223H163ZM169 222V221H168ZM167 222V223H168ZM177 224L178 221H175ZM175 222H173L174 224H176ZM195 222V224H193ZM197 222V223H198ZM12 223V222H11ZM39 223V222H38ZM54 223V224H53ZM103 223V222H102ZM143 223V222H142ZM154 223V221L152 222ZM158 223V222H157ZM171 223V220H170ZM186 223V224H187ZM211 223H214V225H211ZM61 224V223H59ZM85 224V223H84ZM91 224V226H93ZM94 224V225H95ZM126 224V223H125ZM148 224V223H147ZM156 224V223H154ZM160 224V225H159ZM158 225L161 226V223H159ZM172 225L170 231L173 234H177V237H179L178 233L180 234V231L178 229V227L176 228V225ZM25 225V224H24ZM76 225V224H75ZM80 225V224H79ZM87 225V224H86ZM145 225V224H144ZM153 225V224H152ZM157 225V224H156ZM164 226V224H162ZM209 225V226H208ZM211 225V226H210ZM21 226V225H20ZM49 226V225H47ZM78 226V225H77ZM90 225L85 226V228H89ZM134 226V225H133ZM149 226V225H148ZM157 227L158 229L160 227ZM183 226V225H182ZM195 226V227H193ZM198 226V227H197ZM4 227V226H3ZM15 227V226H14ZM43 227H46L43 225ZM42 227V228H43ZM75 227V226H74ZM71 227V228H74ZM81 227V226H80ZM83 227V226H82ZM180 227V225H179ZM7 228V227H6ZM17 228V227H16ZM35 228V227H34ZM40 228V229H42ZM54 228V227H53ZM163 228V227H162ZM160 228V229H162ZM170 228V226H168V228L164 229L168 230ZM20 229V228H19ZM22 229V228H21ZM45 229V228H44ZM43 229V230H44ZM63 229V228H62ZM83 229V228H82ZM81 229V230H82ZM94 228H90L89 230H93ZM163 229V230H164ZM15 230V229H14ZM27 230V229H26ZM48 230V229H47ZM84 230V229H83ZM101 230V228H100ZM155 230L156 227H155ZM163 230H157L158 233L163 232ZM17 231V230H16ZM39 231V230H38ZM37 231V232H38ZM52 231V230H51ZM169 231V232H170ZM179 231V232H178ZM182 231V230H181ZM184 231V230H183ZM181 234H183L184 232H187L186 230ZM7 232V231H6ZM9 232V231H8ZM42 232V231H41ZM47 232V231H46ZM53 232V231H52ZM72 232V231H71ZM84 232V231H83ZM82 232V233H83ZM94 232V231H93ZM187 232V233H188ZM21 233V232H20ZM51 233V232H49ZM81 233V234H82ZM86 232H84L85 234ZM97 233V232H96ZM171 233V234H172ZM192 233V234H191ZM193 234L192 236H196V234ZM27 234V233H26ZM54 234V233H53ZM91 234V232H90ZM164 234V233H163ZM162 234V235H163ZM14 235V234H13ZM19 235V234H18ZM23 235V234H22ZM48 235V234H47ZM52 235V233H51ZM50 235V236H51ZM60 235V234H59ZM79 235V234H78ZM87 235V234H86ZM92 235V234H91ZM167 235V233L165 234ZM169 235V234H168ZM6 236V235H5ZM30 236V235H29ZM32 236V235H31ZM42 236V235H41ZM45 236V233H44ZM50 236L48 235V238H50ZM55 236V235H52ZM72 236V235H71ZM99 236V235H98ZM160 236V235H159ZM174 235H172L173 237ZM186 236V234H183V237L180 235V240L182 238H186L184 237ZM188 236V235H187ZM189 236V238H190ZM191 236V237H192ZM194 236V237H195ZM218 236L220 237V239L218 238ZM9 237V236H7ZM22 237V236H21ZM43 237V236H42ZM46 237V236H45ZM89 237V236H88ZM101 237V236H100ZM158 237V236H157ZM164 237V236H163ZM170 237V238H172ZM13 238V237H12ZM26 238V237H25ZM29 238V237H28ZM41 238V237H40ZM54 238V237H53ZM70 238V237H69ZM166 238V237H165ZM169 238V239H170ZM196 238V237H195ZM198 238V237H197ZM15 239V237H14ZM31 239V237H30ZM29 239V240H30ZM83 239V238H82ZM175 239V238H174ZM188 239V238H187ZM219 239V240H218ZM4 240V239H3ZM27 240V239H26ZM48 240V239H47ZM58 240V239H57ZM101 240V239H100ZM161 240V237L159 238V241ZM173 240V239H172ZM170 240V243L171 241ZM178 240V242L180 241ZM185 239L181 240L184 242ZM190 240V239H189ZM195 241V239H193ZM199 240V239H197ZM36 241V240H35ZM42 241V240H41ZM194 241L192 243H194ZM29 242V241H28ZM47 242V241H46ZM81 242V241H80ZM85 242V241H84ZM87 242V241H86ZM89 242V241H88ZM103 241H101L102 243ZM175 242V241H174ZM177 242V243H178ZM186 242V241H185ZM197 242V241H196ZM23 243V242H22ZM30 243V242H29ZM36 243V242H35ZM37 243H40L39 241ZM36 243V244H37ZM49 243V242H47ZM46 243V244H47ZM100 243V242H99ZM100 243V244H101ZM155 243V242H154ZM198 243V244H200ZM41 244V243H40ZM92 244V243H91ZM104 244V243H103ZM121 244V243H120ZM168 244V243H167ZM176 244V242L174 243ZM180 244L182 245V243L180 242ZM186 244V243H184ZM195 244V243H194ZM197 244V243H196ZM195 244V246H196ZM39 245V244H38ZM43 245H45L43 243ZM52 245V244H51ZM71 245V244H70ZM74 245V244H73ZM178 245V244H177ZM187 245V244H186ZM191 245V244H190ZM19 246V245H18ZM36 246V245H35ZM42 246V245H41ZM59 246V245H58ZM93 246V245H92ZM111 246V245H110ZM113 246V245H112ZM110 247L109 248V254L106 256H103L101 258H99L98 256H95L94 254H97L99 251H97V253H94V251L96 252V247L95 248H91L87 251H81L83 249H80L78 251V253L71 254L66 253V251L64 253H62L63 251L61 250V252L59 251V253L57 254L55 248H47V246L45 245L44 248L49 249V251H51L50 249L55 250L54 252L51 251V254L54 253V261H50L48 260L50 263L52 264H105V263H109L107 262V260L109 261V257L110 260H116L115 257L118 258V250L116 251V249L114 247ZM157 246V245H156ZM176 246V245H175ZM183 246V245H182ZM194 246V245H193ZM198 248L200 245H197ZM196 246V247H197ZM32 247V246H31ZM34 247V245H33ZM32 247V248H33ZM38 247V246H37ZM50 247V246H49ZM54 247V246H53ZM91 247V246H89ZM103 247V246H102ZM102 247L98 248L103 249ZM118 247V246H117ZM159 247V246H158ZM164 247V246H163ZM171 247V246H170ZM174 247V246H173ZM189 247V246H187ZM23 248V247H22ZM27 248V247H26ZM25 248V249H26ZM40 248V247H39ZM37 248V249H39ZM43 246L42 249L44 250ZM87 248V247H86ZM168 248V247H167ZM175 248V247H174ZM173 248V249H174ZM182 248V247H181ZM180 248V249H181ZM185 248V247H184ZM190 248V247H189ZM21 249V248H20ZM41 249V248H40ZM39 249V250H40ZM151 249V248H150ZM154 249V248H153ZM176 249V248H175ZM191 249V248H190ZM194 249V248H193ZM32 250V249H31ZM34 250V249H33ZM66 250V249H65ZM71 250V249H70ZM77 250V249H76ZM108 250V248H107ZM161 250V249H160ZM166 252V249H164ZM170 250V249H169ZM172 250V249H171ZM184 250V249H183ZM37 251L36 249L33 251V253ZM42 251V250H41ZM40 251V252H41ZM48 253V250H46ZM58 251V248H57ZM102 251V250H101ZM159 251V250H158ZM177 251V250H176ZM175 251V252H176ZM188 251V250H186ZM16 252V251H15ZM43 252V251H42ZM41 252V253H42ZM80 252V256H78ZM105 252V251H104ZM160 252V251H159ZM158 252V253H159ZM162 252V251H161ZM164 252V253H165ZM31 253V252H30ZM50 253V252H49ZM92 253V254H91ZM94 253V254H93ZM123 253V252H122ZM172 254L171 251L167 250V254H162V258L163 259V264H170L172 262V258H174L172 256L171 260L167 261V257L168 254ZM174 253V252H173ZM193 253V252H192ZM10 254V253H9ZM12 254V252H11ZM14 254V253H13ZM23 254H25L23 252ZM38 254V253H37ZM36 254V255H37ZM40 254V253H39ZM43 254V253H42ZM41 254V255H42ZM99 254V253H98ZM169 254V255H170ZM188 254V253H187ZM191 255V252L189 253ZM196 254V253H195ZM27 255V254H26ZM35 255V256H36ZM50 255V254H49ZM94 255V256H93ZM183 255V256H182ZM181 256L183 257V259H185L184 257V253ZM194 255V254H193ZM199 255H197L198 257H200ZM13 256V255H12ZM23 256V255H22ZM34 256V255H33ZM52 256V255H51ZM73 256H75L73 258ZM102 256V255H101ZM121 256V254H120ZM119 256V257H120ZM38 257V256H36ZM178 257V256H177ZM182 257H180L182 260ZM8 258V257H7ZM5 258V259H7ZM17 258V257H16ZM24 258V257H23ZM27 258V257H26ZM35 258V257H34ZM42 258V256H41ZM48 258V257H47ZM132 258V257H131ZM137 258V257H136ZM141 258V257H140ZM143 258V257H142ZM141 258V259H142ZM159 258V257H158ZM157 258V259H158ZM191 258V257H190ZM189 255H188V259L186 260L188 261H192V263L190 264H200V260L195 259L197 257H193L190 259ZM1 259V258H0ZM9 259V258H8ZM51 259V258H49ZM134 259V258H133ZM138 259V258H137ZM136 259V260H137ZM145 259V258H144ZM169 259V258H168ZM176 259V258H175ZM45 260V259H44ZM132 260V259H131ZM140 260V259H139ZM210 260V261H209ZM12 261V260H11ZM10 261V262H11ZM16 261V260H15ZM24 261V260H23ZM29 261V260H28ZM28 261L27 264H28ZM34 261V259L32 260ZM41 261V260H39ZM37 259V262H39ZM117 261V260H116ZM123 261V260H122ZM135 261V260H134ZM141 261V260H140ZM152 261V260H150ZM157 261V260H156ZM165 261V263H164ZM170 261V262H169ZM175 261V260H174ZM195 261V263H194ZM9 262V261H8ZM35 262V263H37ZM42 262V261H41ZM113 262V261H111ZM132 262V261H131ZM139 261H137L138 263ZM159 262H161V260H159ZM176 262V261H175ZM185 263V261H182ZM181 262V263H182ZM22 263V262H21ZM34 263V262H33ZM47 263V262H45ZM133 263V262H132ZM189 263V262H188ZM16 264V263H14ZM30 264V263H29ZM43 264V263H42ZM140 264V263H139ZM144 264V263H143ZM162 264V263H159ZM176 264V263H175ZM178 264V263H177ZM203 264V263H202ZM207 264V263H206Z\"/></svg>",
    "mask_w": 264,
    "mask_h": 264
},
{
    "label": "rangeland",
    "instance_id": "2",
    "mask_svg": "<svg viewBox=\"0 0 264 264\" xmlns=\"http://www.w3.org/2000/svg\"><path fill=\"white\" fill-rule=\"evenodd\" d=\"M242 5H245L244 3H241V6ZM3 6V5H1ZM0 6V13H2V15L0 16V18L2 17L1 20H3V14L6 13V14H9L10 11L9 9L6 10L4 12V7L2 8ZM244 8V6H242ZM246 7V6H245ZM39 8L43 11H45L46 9L44 7H41L39 5ZM3 9V11H1ZM7 9V8H6ZM40 10V11H41ZM8 12V13H7ZM5 14V15H6ZM11 14V13H10ZM44 17L45 20H48V24L50 23H53V25L57 22L58 18L60 17V14L58 13V11L54 10V9H48L47 11H45L44 13ZM15 15V14H14ZM14 15L11 14V16L9 18H7L8 20H12V18L14 17ZM228 15H231L230 13H228ZM48 17V19H46V17ZM51 16V17H50ZM235 16V15H234ZM234 16H227L226 17L224 16L223 18V22L226 24H224L223 22H221V24H223L221 26V29L222 27L225 25H228L226 28L223 27V30H221L222 34H227V30L229 31L231 27H234L233 29L231 28V30H235L233 33V35L235 34V37H237L238 35H240V31L241 29L243 28L244 26V23L245 21H242L241 17H234ZM239 16V15H238ZM8 17L5 16V18ZM12 17V18H11ZM230 17V18H229ZM234 17V18H233ZM62 18V16L60 17ZM16 16H15V19L13 18V20L10 22H7L6 20V23L4 22V26L2 25L3 24V21L0 20V26L1 28H4L5 27V24L10 28H7L6 29L4 28V30L2 29L1 31H7V32H1L0 33V36L2 35V38L0 37L1 40H5V41H1L0 40V76L2 74V76L0 77L1 81H0V209H3L4 210H0V264H27L26 261H28V264H52L50 263L48 260L50 261H54L55 258L53 257L54 256V253L51 254V251L54 252L56 250L57 254L59 253V251L61 252V250L63 251L62 253H64L66 251V253H69V254H74L80 250V249H83L81 251H87L91 248H95L96 247V252L94 251V253H97V251H99L97 254H94L95 256H98L99 258L103 257V256H107L109 254V248L112 246L116 249V251L118 250V253L121 254H118V258L115 257V259L117 260H110V257L108 258L109 261L107 260V262L109 263H105V264H159V263H162L163 264V259H160L162 258V254H167V250L168 251H171L172 254H168V257L166 258L167 261L168 260H171L172 256L174 258H172V262L170 264H184V262L182 261H185V263L187 262L186 260L188 259V255H189V258L192 256L195 258V259H199L202 257V254L199 255L201 252L198 251L200 249H202V245L201 243L203 241H201L200 243V240L203 239L202 236H197V233H195V231H193V234L195 233L196 234V238L194 236H190L189 232H190V229H186L188 227V221H192L193 222V219H197L199 220V222L196 220V224H198L199 226H201L200 221H204V213L203 211L201 210H196L194 211V208L195 206L193 207V204L188 206L187 204H181L182 202V199H183V202L184 200H192V196H188L189 193L187 194L185 192V189H183V187L181 186L184 182L183 181H186V179L183 180V178H185L186 174L189 172V174L187 175V177L191 180H194V181H198V177H199V180H203L202 182H204V180H209L208 182L205 181V183L207 184H211L210 186L206 185L207 187H211V191L212 190H215V185H218L219 183H227V180H230L229 177L231 178V180L233 179H237L236 176H234L231 172V174L229 173V169L227 166H225V164L223 165V163L221 161H219L220 159L216 158V156H214V154L210 153V151H207L206 148H203V146L200 148V144H198V141H194L195 140V137L192 136L191 134H184V133H181L178 128L175 126H172V127H169L172 131L173 129V132L177 135L175 137V140L174 141L175 143H173L172 145L174 144H177L176 142L178 141L179 143L177 145H175L174 147H177V148H180V149H177V148H170L172 149L171 152L173 153H170L168 152V155H166L167 153L165 152H162V148H159V151H157L158 147L160 146H155V148L157 149H153V147L149 146V148H146L143 149L142 151H140L141 149L138 148L136 145V141H135V144H134V141L132 140H128L126 138V136H124L123 134V130L125 129L124 127L125 126V123L127 124H131L132 123L130 122V120L132 121V117L136 112H140L142 115L146 116L145 118H148V119H151L152 120V116L154 115H151V114H155V110L152 109L151 106L147 105V104H143V102H136V101H132L129 105L127 103V106L124 104H122L120 98L122 99H126L127 95H123L121 93H123L122 91L120 92V94H117L116 90H112L113 94L115 95L116 93V96H113V97H116L117 99L114 98L113 102H115L117 100L116 103H118L116 106L117 108L119 109L120 108V111H124L126 114L124 115V121L123 122H120V121H116V120H112L111 119V116H101L100 113H98V110H100L99 108H102L101 106L99 107V103H101V100H98L96 97H93L94 93L93 92H90V91H87L88 94L86 93V91H84V93L82 91H79L76 89V87H74V83L77 81V79H75L74 76H76V73L77 72V69L79 67H76V62H74L76 59H74L73 61V57L74 58H80L78 57V55L74 54V56L72 57H67L68 60H66V57L65 58H62L60 55L58 56L55 52L50 51V49H46L45 50V47H42V48H38V50L40 49H44V50H35V54H33V51H32V47L31 45L29 46V42L27 41L26 39V36L24 33H21L22 31L18 30L20 29L19 26H17L16 28V25H13V22L14 24H16ZM19 19V18H18ZM51 19V20H50ZM226 19V20H225ZM236 20L234 22V20ZM53 20V21H52ZM232 20V22H230ZM21 20L19 19L18 22H20ZM55 21V22H54ZM84 21V22H83ZM238 21V23H237ZM239 21L241 22V24L239 23ZM229 22V24L227 23ZM244 22V23H243ZM9 23V24H7ZM243 23V24H242ZM249 23V22H248ZM58 24V23H56ZM233 24V25H232ZM238 24V26H237ZM239 24H240V27H239ZM18 25V23H17ZM20 25V24H19ZM59 25V24H58ZM68 28L70 30H72L70 33L72 34V36H76L78 35V39H86L88 40V42L91 41V45L92 46H99L100 44H96V43H106V44H103L105 45L106 47L109 48V46L111 47H115L116 48H122L121 45H118L117 42L118 40L116 39L117 37L114 38H111L109 39L108 38V33H106L107 31H104V27L102 25H94L93 23H90V21L88 20H82V18H71L68 22ZM229 25L231 27H229ZM236 25V26H235ZM247 25V27L249 26L248 24H245V26ZM55 26V25H54ZM56 27V26H55ZM237 27V28H236ZM242 27V28H241ZM250 27V26H249ZM0 28V29H1ZM13 28V29H12ZM261 32L259 33V37H262V38H259L260 40L258 41L259 43L256 42V40L252 37L254 36L253 35V32L255 34V30L250 27V31H248V35L249 33H252L250 35H252V39L251 37L247 36L246 33L245 36H242L244 37L243 39L246 40V41H251L252 45L254 46H250V48L252 47V50L250 49V51L252 52H255L256 53L258 52V56H260L259 54H261L262 52H264V47L262 44H264V25L261 27ZM11 30L9 33H8V30ZM15 29V30H14ZM84 29V30H83ZM167 30L170 29V26H168V28H166ZM225 29V30H224ZM16 30H17V33H16ZM81 30H83V32H81ZM263 30V31H262ZM18 31H20L19 33H21V37L23 39V42L25 43H22V40H19L21 37L18 35L17 37V34H18ZM226 33H224V32ZM232 31V32H233ZM13 32V33H11ZM15 32V33H14ZM242 32V31H241ZM263 32V33H262ZM11 33V34H10ZM240 33V34H239ZM10 34V35H9ZM16 36H15V35ZM107 34V35H106ZM262 34V35H261ZM3 36H7V37H4ZM14 36V37H13ZM11 37V38H10ZM13 37V39H12ZM17 37V38H16ZM20 37V38H19ZM25 37V41H24V38ZM10 38V39H9ZM16 38V39H15ZM251 39V40H250ZM262 39V40H261ZM100 40V41H99ZM9 41V43H8ZM11 41V42H10ZM19 41L21 43L17 42ZM12 42H15L16 45ZM94 42V43H93ZM7 43V44H6ZM26 43H29V44H26ZM254 43V44H253ZM11 44V45H10ZM24 44V45H23ZM26 44V45H25ZM96 44V45H94ZM107 44L109 46H107ZM166 44V43H165ZM168 44V43H167ZM166 44V45H167ZM171 44V43H169ZM167 45V47L169 48H166L163 44L162 46L159 45L154 47V49L152 48V52H151V56L150 58L153 57V61H156L155 62V65H157V68H158V71L159 73H164L166 76L165 80L166 82H168V87L171 88L169 89V92L170 90L172 91L173 89V92L175 91L176 87H178L177 85H181L179 81H181L180 79L184 76V69L182 67V65L180 64V62L178 61V59H180L179 57L177 56H173L172 52L174 51H177V50H174L175 48L173 47V50H172V46L171 45ZM257 44V46H256ZM261 44V45H260ZM3 45V46H2ZM118 45V46H117ZM7 46V47H6ZM15 46V47H14ZM20 46H24V47H20ZM30 49L31 48V52H28L27 50V47ZM102 46V45H101ZM20 47V48H19ZM141 47V46H140ZM162 48V47H165L166 51L162 49L159 50V48ZM256 47H259L260 50H262V52L260 53L258 48L255 49ZM7 48V49H5ZM9 48V49H8ZM11 48V49H10ZM24 48L26 50H24ZM156 48V49H155ZM158 48V49H157ZM255 50H254V49ZM15 49V50H14ZM12 50V51H11ZM18 50V51H17ZM48 50V51H47ZM154 50V51H153ZM170 50L172 52H170ZM258 50V51H257ZM16 51V52H15ZM46 54H45V53ZM71 52V51H70ZM139 52L142 53V54H145L147 55V50L144 49V48H140L139 49ZM14 53V54H13ZM16 53V54H15ZM24 53V54H23ZM38 53V54H36ZM42 53V54H41ZM164 53V54H163ZM175 53V52H174ZM255 53V54H256ZM9 54V55H8ZM32 54V55H30ZM49 54V55H48ZM171 54V55H170ZM176 54V53H175ZM17 55V56H16ZM36 55V56H35ZM38 55V56H37ZM49 57H48V56ZM43 56V57H42ZM57 56V57H56ZM77 56V57H76ZM164 56V58H160ZM168 56V57H167ZM11 57V58H10ZM17 59H15V58ZM24 57V58H23ZM34 57V58H33ZM41 57V58H40ZM46 59H45V58ZM21 58V59H19ZM28 58V59H27ZM37 58V59H36ZM62 58V59H61ZM69 58H72L69 59ZM6 59V60H5ZM10 59V60H9ZM14 59V60H13ZM19 59V60H18ZM52 59V60H51ZM57 59V60H56ZM66 61H65V60ZM12 60V61H11ZM17 60V62H16ZM45 60V61H44ZM71 60V61H70ZM169 60V61H168ZM7 61V63L5 62ZM50 61V62H49ZM52 61V63H51ZM61 61V62H60ZM162 61V62H160ZM171 61H173L171 63ZM6 63V64H3V63ZM22 62V63H21ZM73 62V63H72ZM9 63V64H8ZM15 63V64H14ZM43 63V64H42ZM51 63V67H50V64ZM169 63V64H168ZM30 64V65H29ZM58 64V65H57ZM164 64H168L167 67H165ZM10 66V69L8 68ZM32 65V66H31ZM2 66V67H1ZM4 66V68H3ZM13 66V68H12ZM16 66V67H15ZM19 66V67H18ZM24 66V67H23ZM49 66V67H48ZM76 68H75V67ZM7 67V68H5ZM14 67L16 69H14ZM22 67V68H21ZM74 67V68H73ZM7 69L5 72L2 71V69ZM19 68V69H18ZM21 68V69H20ZM81 68V67H80ZM84 68V67H82ZM9 69V71H8ZM13 69V70H12ZM32 69V71L30 72V70ZM19 70V71H18ZM35 70V71H34ZM45 70V71H44ZM58 72H57V71ZM65 70V71H64ZM69 70V71H68ZM82 70V69H81ZM86 72L88 71V68L86 70V68L84 69ZM10 71H17V72H10ZM48 71V72H47ZM66 71H68L66 73ZM85 71H81L83 75L79 74L81 77L84 76V72ZM91 71V70H90ZM164 71V72H163ZM8 72V74H7ZM20 72V73H19ZM41 72V74H40ZM43 72V73H42ZM45 72V73H44ZM56 72V73H55ZM4 73L6 74L4 75ZM12 73V74H11ZM17 73V74H16ZM27 73V74H26ZM89 73V71L87 72ZM87 73H85L86 75L83 77V79H88L87 77ZM16 74V75H15ZM20 74V75H18ZM32 74V75H31ZM43 74V75H42ZM46 74V75H45ZM49 74V75H48ZM53 74V75H52ZM12 75V77L10 76ZM15 75V77L17 78H13ZM43 77H42V76ZM19 76V77H18ZM22 76H27L24 77L28 80L27 83L25 80H23L24 78ZM33 76V77H32ZM40 76V77H39ZM20 77L22 78V80H20ZM42 77V78H41ZM54 77V78H53ZM59 77V78H58ZM77 77V76H76ZM90 77V76H89ZM3 78V79H2ZM19 78V81H17ZM30 78V79H29ZM32 78V79H31ZM41 78V79H40ZM51 78V79H50ZM67 78V79H66ZM78 78V77H77ZM7 79V80H5ZM15 79V80H14ZM44 79V80H43ZM171 79V80H170ZM10 80V81H9ZM52 80V81H51ZM89 80V79H88ZM8 82V84L6 85V83L3 84V82ZM12 81V82H11ZM25 81V82H22ZM43 81V82H42ZM45 81V83H44ZM61 81V82H60ZM74 81V82H73ZM227 81H230V80H227ZM172 82V83H171ZM14 86V89L11 88V86L8 87V85ZM15 83V84H14ZM49 85H48V84ZM175 83V84H174ZM177 83V84H176ZM14 84V85H13ZM36 84V85H35ZM41 84V85H40ZM53 86H52V85ZM71 84L72 87H71ZM173 84V85H171ZM227 84V86H224L223 88H220V86L222 85H225ZM231 83H222L219 88L223 91L227 90L230 91V92H227L229 93L228 96H232L233 97V100H235L237 103H241L243 106L245 103V106H247L248 108L251 106L252 107V111L254 112L255 116H264V110H263V107L258 104L259 102V99H258V102L257 100H254L252 102V99H249L247 102H246V99L243 97V95H241V93L243 94L244 92L246 91H239L234 89V88H231L230 85ZM5 85L7 86V88L5 87ZM22 85V87H21ZM26 85H28V87H26ZM30 85V86H29ZM56 85V86H55ZM70 85V86H69ZM48 86V87H47ZM50 86V87H49ZM65 86V88H64ZM173 86V88H172ZM175 86V87H174ZM16 87V88H15ZM34 87V88H33ZM197 88L199 87L196 86ZM226 87V88H225ZM231 89H230V88ZM254 87V86H252ZM10 89L11 91L6 90L8 93L11 92L10 94H8L4 89ZM18 88V89H17ZM27 88V89H26ZM29 88V89H28ZM74 88V89H73ZM216 88V87H215ZM31 89V90H30ZM58 92H56L57 90ZM116 89V88H115ZM230 89V90H229ZM254 89V88H251V90ZM258 89L257 87H255V90ZM20 92H18V91ZM27 90V91H26ZM30 90V91H29ZM36 92H35V91ZM60 90V91H59ZM63 90V91H62ZM167 90V89H166ZM232 90V91H231ZM13 91H15L13 93ZM22 91V92H21ZM24 91H26V94H23L25 93ZM52 91V92H51ZM54 91V92H53ZM66 91V92H65ZM76 91V92H75ZM253 91V90H252ZM33 94H32V93ZM61 92V93H60ZM118 92V93H119ZM173 92H170L171 94H173ZM13 93V94H12ZM17 93V94H16ZM20 93V95H19ZM22 93V94H21ZM29 93V94H28ZM46 93V94H45ZM47 93L49 95H47ZM53 93V94H52ZM74 93V94H73ZM89 93H91L89 95ZM6 94V95H5ZM16 94V95H15ZM36 96H35V95ZM41 94V95H40ZM45 94V95H44ZM59 94V95H58ZM77 94V95H76ZM93 94V95H92ZM96 94V93H95ZM8 95V96H7ZM13 95V96H12ZM17 97L18 95L21 97V95H26L25 98H28L29 101L31 103H35L33 104L34 106L32 107V111L33 113L34 112H39V109H41L42 107V111H41V115L39 114H36L34 113H29L31 112L30 109H28L29 107H27V110L26 107L23 105V104H20L21 100L19 101L20 97L17 99V98H14L15 96ZM28 95V97H27ZM34 95V96H33ZM40 95V96H39ZM44 95V96H43ZM88 95V96H87ZM92 95V96H91ZM120 95V96H119ZM241 95V96H239ZM23 96V98H24ZM31 96L33 98H31ZM38 96V97H37ZM55 96V97H54ZM60 96V97H58ZM81 96V97H80ZM83 96V97H82ZM85 96L88 97V99L90 98V100H85L86 98H84ZM90 96V97H89ZM118 96V97H117ZM7 97V98H6ZM10 97V98H9ZM57 97V98H56ZM94 100V98L96 100H92V98ZM43 98V99H42ZM70 98V99H69ZM118 98L120 100H118ZM8 99V100H6ZM14 99V101H13ZM22 99V97H21ZM36 99V100H34ZM37 99H38V102H37ZM56 99V100H55ZM104 99V98H103ZM168 99L170 100L171 102V106L172 107H175L173 105L176 104V102H174V100L170 97H168ZM10 100V101H9ZM15 100H17L16 104H15ZM47 100V102H46ZM55 100V101H54ZM59 100V101H58ZM63 100V101H61ZM87 101L89 102H92L93 104H91V106H87V104H85ZM262 100V99H261ZM32 101H35V102H32ZM53 101V102H52ZM84 101V102H82ZM173 101V102H172ZM9 102V103H8ZM11 102V103H10ZM20 102V103H18ZM37 102V103H36ZM62 102V103H61ZM99 102V103H98ZM110 102V101H109ZM112 102V100H111ZM121 102V103H119ZM135 102V103H134ZM70 103V105H69ZM81 103V104H80ZM252 103V104H251ZM7 104V105H5ZM15 104V105H14ZM20 104V105H18ZM58 104V105H57ZM76 106H75V105ZM85 104V105H84ZM140 104V105H139ZM2 105V106H1ZM23 105L24 106V110L20 109V106ZM35 105L39 108V106H41L39 109L35 107ZM39 105V106H38ZM54 105V106H53ZM90 105V104H89ZM145 107H144V106ZM147 105V106H146ZM250 105V106H249ZM255 105V106H253ZM44 106V108H43ZM53 106V107H52ZM81 106V107H80ZM87 106V107H86ZM93 106V107H92ZM120 106V107H119ZM123 106H125L124 108H122ZM133 106V107H132ZM12 107V108H11ZM88 109H86V108ZM142 107V108H141ZM151 107V108H149ZM11 108V109H9ZM16 108V109H15ZM23 108V107H21ZM34 108H36V110L34 111ZM66 108V109H65ZM79 108V109H78ZM83 108V109H82ZM116 108V109H117ZM148 110H147V109ZM261 108V109H260ZM7 111H5V110ZM43 109H51V110H46L47 113L49 112L50 114L52 113L51 116H49L50 114L48 113H45L46 116H49V118H51L52 116V120H55V118L57 120H55V125L58 126V130L60 129V132L64 131L63 133H65V130L68 132V133H65V134H62V136L66 135L67 136L65 138H67V141H68V138H69V134L70 136H76L75 134H79L78 136H76L75 138H69L70 142L69 145L73 144V148L77 149L78 151H75L73 153H75V157L76 158H73V153L71 151L72 154L69 153V155H72L69 156L68 155V151L66 152L67 154V160L66 158L64 157L65 162L64 160L62 162H64L66 164V166H64L65 164L63 163H56L55 160H53L52 158H54V156L56 155V152L54 153V149L56 148V146H54V144L56 143H52L53 144V148H52V145H51V142L50 140H52V142H54V137L50 136V138L52 137L53 139H49V137H47L46 135H48L46 133V129H48V126L50 128V125L48 123H51V121L47 122L48 120H51L47 117L44 116V114H42V112L44 111ZM58 109V110H57ZM65 109V110H64ZM75 109V110H74ZM90 109V110H89ZM140 109V110H139ZM28 110H30L29 112H27ZM85 110V111H84ZM87 110V111H86ZM96 110V111H95ZM134 110V114L132 113V111ZM139 110V111H138ZM16 111V112H15ZM20 111H23L20 112ZM54 111V112H53ZM58 111V112H57ZM76 111V112H75ZM78 111V112H77ZM80 111V112H79ZM145 111H148L146 113H144ZM153 111V112H152ZM11 112V113H10ZM15 112V113H14ZM36 112V113H37ZM64 112V113H63ZM67 112V113H66ZM83 114H82V113ZM89 112V113H88ZM91 112V113H90ZM93 112V113H92ZM97 112V113H96ZM27 113V114H25ZM54 113V114H53ZM132 113L133 115L130 116V114ZM12 114V115H11ZM14 114V115H13ZM18 114V115H17ZM21 114V115H19ZM62 114V115H61ZM81 116H80V115ZM97 114V115H96ZM99 114V115H98ZM146 114V115H145ZM149 114V115H148ZM10 117H9V116ZM17 115V116H16ZM28 115V116H26ZM30 115V116H29ZM33 117H32V116ZM38 115V117H37ZM56 115V117H55ZM58 115V116H57ZM61 115V116H60ZM127 115V116H126ZM214 115V114H213ZM8 116V117H7ZM13 116V117H12ZM21 116V117H20ZM24 116V117H22ZM42 116V117H41ZM74 116V117H73ZM215 116V115H214ZM63 117V119H62ZM65 117V118H64ZM84 117V118H83ZM103 117V118H101ZM127 117V118H126ZM150 117V118H149ZM10 118V119H9ZM36 118V119H35ZM110 118V119H109ZM245 117L242 118L241 121H243ZM22 119V120H20ZM35 119V120H33ZM39 119V120H38ZM42 119V120H40ZM45 123H44V121ZM48 119V120H47ZM62 119V120H61ZM69 121H68V120ZM74 119V121H73ZM90 119V120H89ZM99 119V120H98ZM127 119V120H126ZM27 120V121H26ZM33 120V121H32ZM94 120V121H93ZM60 123H59V122ZM76 121V122H75ZM86 121V122H85ZM88 121V122H87ZM127 121V122H126ZM150 121V120H149ZM23 122V123H22ZM36 122V123H35ZM54 121H52L53 123ZM66 122V123H64ZM70 122V123H69ZM99 122V123H98ZM119 122V123H118ZM125 122V123H124ZM130 122V123H128ZM63 123V124H62ZM85 123V124H84ZM97 125H96V124ZM108 123V124H107ZM124 123V124H123ZM18 124V125H17ZM38 124V125H37ZM45 124V125H44ZM66 126H65V125ZM69 124V125H68ZM52 125L54 124H51V129H52ZM64 125V126H63ZM96 125V126H95ZM123 125V126H122ZM33 126V127H32ZM44 126V127H43ZM68 126V127H67ZM89 126V127H88ZM122 126V127H121ZM17 127V128H16ZM35 127V128H34ZM39 127V128H38ZM46 127V128H45ZM55 127V126H54ZM53 127V128H54ZM61 127V128H60ZM81 127V128H80ZM95 129H93V128ZM101 127V128H100ZM24 128V129H23ZM79 128V129H77ZM99 128V129H98ZM105 130H104V129ZM115 128V130H114ZM123 128V129H122ZM26 129V130H25ZM32 129V130H31ZM50 129V130H51ZM62 129V130H61ZM65 129V130H64ZM73 129V130H72ZM88 131H87V130ZM91 129V130H89ZM97 129V130H96ZM121 129V130H120ZM13 130V131H12ZM25 132H23V131ZM29 130V131H28ZM43 130V131H42ZM49 130V132L51 133V131ZM76 130V131H74ZM82 134H85V135H82ZM86 130V132H84ZM95 130V131H94ZM3 131V132H2ZM22 131V132H21ZM38 131V132H37ZM78 131V132H77ZM99 133H97V132ZM15 132V133H14ZM28 132V133H26ZM33 132V133H32ZM48 132V131H47ZM48 132V133H49ZM61 132V133H62ZM73 132V133H72ZM76 132V133H75ZM80 132V133H79ZM90 132V133H89ZM94 132H96L94 134ZM101 132V133H100ZM111 132V133H110ZM178 132V133H177ZM264 132V131H263ZM19 133V134H18ZM31 133V134H30ZM72 133V134H71ZM87 133V135H86ZM93 133V134H92ZM116 133V134H115ZM121 133V136L120 134ZM21 134V135H20ZM30 134V135H29ZM37 134V135H36ZM45 134V135H44ZM89 134V136H88ZM98 134V135H97ZM24 135V136H23ZM51 135V134H49ZM101 137H100V136ZM114 135V137H113ZM185 135V136H184ZM191 135V136H190ZM34 136V137H33ZM38 136V137H36ZM42 136V137H41ZM63 136V138H64ZM84 136V137H83ZM94 136V137H93ZM97 138H96V137ZM184 136V137H182ZM13 137V138H12ZM25 137V138H24ZM88 137V138H87ZM104 137V138H103ZM124 137V138H123ZM178 137H180L179 139L183 140L182 142L180 140H178ZM192 137V138H191ZM194 137V138H193ZM223 136H217L215 139L219 142L220 146H222V143L224 141V138H222ZM34 138V139H33ZM64 138V140H65ZM91 138V140H90ZM96 138V139H95ZM99 138L101 140H99ZM107 138V139H106ZM114 138V139H113ZM119 138V139H118ZM7 139V140H5ZM20 139V140H19ZM25 139V140H23ZM39 139V140H38ZM43 139V140H42ZM72 139H74L73 143H71ZM81 139V140H80ZM88 139V140H87ZM93 139V140H92ZM104 139V140H103ZM126 139V140H125ZM150 139V138H149ZM157 138H151L150 140L153 141V142H157L158 139L156 140ZM233 139L235 140L236 143H240L239 139H237L236 137H233ZM47 140V141H46ZM77 140V141H76ZM156 140V141H155ZM187 140V141H186ZM38 141V142H37ZM44 141V142H43ZM66 141V140H65ZM83 141V142H82ZM96 141V142H95ZM113 142L111 144V142ZM185 141V142H184ZM32 142V143H31ZM91 142V143H90ZM182 144H181V143ZM196 142L198 144V146L196 145ZM215 142V141H214ZM8 143V144H7ZM13 143V144H12ZM22 143V144H21ZM43 144V148L41 147H38V148H41L44 152L47 151L46 149V146L48 147V150H49V147H51L52 151L49 150L47 152H49V156H51L52 152L55 154L54 156H52V158H46V156H43V153H40V150L38 153L35 151V148L37 150V146L33 147L34 149H32V146L35 144ZM71 143V144H70ZM76 143V144H75ZM84 143V144H83ZM96 143V144H95ZM126 143V144H125ZM194 143V144H193ZM258 147H260V149H264V144L262 143L261 140H258ZM3 144V145H2ZM4 144L6 146H8L6 148V146H4ZM15 144V145H14ZM32 144V145H31ZM37 144V145H38ZM46 144V146H45ZM77 144H80V145H77ZM94 146H93V145ZM110 144V145H109ZM158 144V142L156 143V145ZM40 145V146H41ZM116 145H118V148L115 147ZM125 145V146H124ZM128 145V147H127ZM187 145V146H186ZM192 145V146H191ZM200 145V146H199ZM26 146V147H25ZM39 146V145H38ZM45 146V148H44ZM80 149H79V147ZM86 146V147H85ZM88 146V147H87ZM103 146V148H102ZM121 146V147H120ZM184 146V147H183ZM28 147L30 149H28ZM72 147V145L70 146ZM78 147V148H77ZM91 147V148H90ZM93 147V149H92ZM96 147V148H95ZM132 147V149H131ZM135 147V148H134ZM58 148V147H57ZM86 148L88 149V151L86 150ZM95 148V149H94ZM112 148V149H111ZM116 148V149H115ZM128 151H126L125 150ZM196 148V149H195ZM199 148V149H198ZM60 149V148H58ZM56 150L58 153H61L59 152L60 150ZM84 152H83V150ZM91 149V152L88 153ZM118 149V150H117ZM161 149V150H160ZM177 149V151H176ZM31 150V151H30ZM33 150V151H32ZM106 150V151H105ZM121 150V151H120ZM123 150V151H122ZM150 150V151H149ZM42 151V152H43ZM108 151V152H107ZM117 151V152H116ZM147 151V152H146ZM161 151V152H160ZM19 152V153H18ZM51 152V153H50ZM81 152V153H80ZM94 152V153H93ZM97 152V153H96ZM103 152V153H102ZM114 152V153H113ZM126 152V153H125ZM136 152V154H135ZM155 152V153H154ZM157 152V153H156ZM3 153V154H2ZM9 153V154H8ZM41 155H40V154ZM57 153V154H58ZM86 153V155H85ZM118 153V154H117ZM122 153V154H121ZM124 153V154H123ZM153 153V154H152ZM165 153V154H164ZM8 154V155H7ZM18 154V155H17ZM20 154V155H19ZM30 154L32 156V158L30 157ZM40 155V157L45 158L47 159V163H45L44 165L41 163L43 162H39L40 160L43 161V159H39L38 155ZM44 153V155H47ZM64 156L65 153H63ZM78 154V155H77ZM79 154H82V155H79ZM94 154V155H92ZM121 156H120V155ZM128 154V155H127ZM130 154V155H129ZM134 154V155H133ZM148 154V155H147ZM155 154V155H154ZM160 154V155H159ZM173 154V156H172ZM199 154V155H198ZM204 154V155H203ZM210 154V155H209ZM10 155V156H9ZM17 155V156H16ZM62 155V154H60ZM99 155V156H98ZM106 157H105V156ZM123 155V156H122ZM133 155V156H132ZM151 155V156H150ZM19 156V157H18ZM22 156V157H21ZM34 156V157H33ZM36 156V157H35ZM38 156V157H37ZM47 156V157H49ZM81 156V157H80ZM87 156V157H86ZM93 158H92V157ZM120 156V157H118ZM151 158H150V157ZM172 157V159H169L168 157ZM182 156V157H181ZM186 158H185V157ZM8 157V159L6 158ZM26 157V158H24ZM57 157V155H56ZM59 157V155H58ZM72 158V160L70 158ZM90 157V158H89ZM100 157V158H99ZM116 157V158H115ZM118 157V158H117ZM130 157V158H129ZM175 157V158H174ZM201 157H203L201 159ZM13 158V159H12ZM20 158V160H19ZM98 158V159H97ZM120 158V159H119ZM125 158V159H124ZM140 158V159H139ZM179 158V159H178ZM190 158V159H189ZM206 158V159H205ZM33 159V160H32ZM36 159V160H35ZM50 161H54V162H49ZM57 159V158H55ZM96 160V162H92L93 160ZM102 159V160H101ZM105 159V161H104ZM118 159V160H117ZM134 159V160H133ZM155 159V160H154ZM174 159V160H173ZM193 159V160H191ZM196 159V160H195ZM198 159V160H197ZM202 161H201V160ZM205 159V161H203ZM211 160L212 162L208 161ZM14 160V161H13ZM82 160V161H80ZM84 160V161H83ZM92 160V161H91ZM98 160V161H97ZM101 160V161H100ZM117 160V161H116ZM127 160V161H126ZM133 160V161H132ZM144 160V161H143ZM153 160V161H152ZM178 160V161H177ZM195 160V161H194ZM7 161V162H6ZM31 161V162H30ZM37 161V162H36ZM69 161V162H68ZM89 161V162H87ZM103 161V162H102ZM114 161V162H113ZM120 161V162H119ZM148 161V162H147ZM201 161V162H200ZM3 162V163H2ZM9 162V163H8ZM22 164H21V163ZM36 162V163H35ZM61 162V161H60ZM78 162V163H77ZM86 162V163H85ZM110 162V163H109ZM127 162V163H126ZM137 162V163H136ZM141 162V163H140ZM156 162V163H155ZM174 162V163H173ZM177 162V163H176ZM182 164H181V163ZM199 164H197V163ZM20 163V164H19ZM40 163V164H39ZM72 163V165H71ZM85 166H83V164ZM94 163V164H93ZM123 163V164H122ZM153 163L155 165H153ZM168 163V164H167ZM176 163V164H175ZM194 163V164H193ZM211 163V164H210ZM48 164V166H47ZM52 164V165H51ZM67 164H69L67 166ZM88 164V165H87ZM98 164V166H97ZM105 164V165H104ZM110 166H109V165ZM122 164V167H118V166H121ZM135 164V165H134ZM179 164V165H178ZM184 164V165H183ZM211 166H210V165ZM55 165V166H54ZM62 165V166H61ZM73 166V167H70L69 166ZM79 165V166H78ZM90 165V166H89ZM117 165V166H116ZM139 165V166H138ZM141 165V166H140ZM178 165V166H177ZM181 165V166H180ZM214 165V166H213ZM21 166H24L21 168ZM35 166V167H34ZM41 166V167H40ZM50 166V167H49ZM58 166V167H56ZM105 166V168H104ZM107 166V167H106ZM144 166V167H143ZM162 166V167H161ZM164 166V167H163ZM192 166H196L195 168H193ZM49 167V169H48ZM66 167V168H65ZM69 169H68V168ZM96 167V168H95ZM168 167V168H167ZM185 167V169H184ZM200 167V169H199ZM213 167V169H212ZM219 167V168H218ZM227 168V169H224V168ZM25 168V169H24ZM39 168V169H38ZM43 168V169H42ZM47 168V169H46ZM55 168V169H54ZM72 168V170H71ZM98 168V169H97ZM107 168V169H106ZM109 168V169H108ZM112 168V169H111ZM116 168V170H115ZM121 168V169H120ZM167 168V169H166ZM177 168V169H176ZM193 168V169H192ZM216 168L219 169L220 173L219 174H223L222 175H219L217 174V170H215ZM223 168V169H222ZM17 169V170H16ZM42 169V170H41ZM46 169V170H45ZM51 169V170H50ZM60 169V170H59ZM120 169V170H119ZM158 169V171L156 170ZM10 170V171H9ZM50 170V171H48ZM55 170V171H54ZM72 172H71V171ZM110 170V171H109ZM128 170V171H127ZM130 170V172H129ZM134 170V171H133ZM137 170V171H136ZM177 170V171H176ZM200 170V171H199ZM46 171H47V174H46ZM52 171V172H51ZM57 171V172H56ZM61 171V172H60ZM63 171V172H62ZM68 171V173H67ZM71 173H70V172ZM139 171H142L141 173ZM156 171V172H155ZM185 171V172H184ZM195 171V172H194ZM204 173H203V172ZM214 171V172H213ZM226 171V172H225ZM5 172V173H4ZM44 172V173H43ZM51 174H50V173ZM125 172V173H124ZM167 172V173H166ZM174 172V173H173ZM192 174H191V173ZM197 172V173H196ZM201 172V173H200ZM207 172V173H205ZM210 172V173H208ZM216 172V174H215ZM1 173H3L1 175ZM7 173V174H6ZM57 173V174H56ZM121 173V174H120ZM146 173V175H148V177L144 174ZM148 173V174H147ZM183 173V174H182ZM186 173V174H185ZM196 173V174H195ZM225 173H226V176H229V177H226L225 176ZM50 174V175H49ZM72 174V175H71ZM112 174V175H111ZM123 174V175H122ZM154 174V175H153ZM178 174V175H177ZM185 174V176H184ZM5 175V177H4ZM75 175V176H74ZM116 175V176H115ZM130 175V176H129ZM140 175V176H139ZM157 175V176H156ZM207 175V176H206ZM46 176V177H45ZM49 176V178H47ZM51 176V177H50ZM54 176V177H53ZM59 176V177H58ZM61 176V177H60ZM73 176V177H71ZM124 176V177H123ZM127 176V177H125ZM154 176V177H153ZM156 176V177H155ZM192 176V177H190ZM196 176V177H194ZM206 176V177H205ZM210 176L212 177V179L210 178ZM214 176V177H213ZM224 178H222V177ZM225 176V177H224ZM3 177V178H2ZM75 177V178H74ZM114 177V179H113ZM143 177V178H142ZM161 177V178H160ZM181 177V178H180ZM209 177V178H208ZM234 177V178H233ZM6 178H9L8 180ZM47 178V180H46ZM117 178V179H116ZM133 178V179H132ZM152 178H154V182H153V179L151 180ZM174 178V179H172ZM193 178V179H192ZM202 178V179H201ZM214 178V179H213ZM217 178V179H216ZM219 178H221V181ZM3 179V180H2ZM53 181H52V180ZM111 179V180H110ZM113 179V180H112ZM139 179V180H137ZM147 179V180H146ZM161 179V180H160ZM168 179V180H167ZM182 179V180H181ZM49 180V181H48ZM73 180V181H71ZM118 180V181H117ZM124 180V181H123ZM146 180V181H145ZM165 180V181H164ZM213 180V181H211ZM219 181V183H215L216 181ZM52 181V182H51ZM128 181V182H127ZM134 181V182H133ZM141 181V183H140ZM148 181V182H147ZM174 183H172V182ZM217 181V182H218ZM49 182V183H48ZM54 182V183H53ZM144 182V183H143ZM158 182V183H157ZM163 182V183H162ZM167 182V183H166ZM200 181L197 182V185ZM239 182V181H238ZM131 183V184H130ZM140 183V184H137ZM186 183V182H185ZM185 183L183 185H185ZM201 183V182H200ZM36 184V185H34ZM71 184V185H70ZM84 184V185H83ZM156 186H155V185ZM157 184H160V185H157ZM163 184V185H162ZM172 184V185H171ZM177 184V185H176ZM239 184V183H238ZM241 184V183H240ZM48 185V187H47ZM52 185V186H50ZM80 185V186H79ZM141 185V186H140ZM220 185V184H219ZM218 185V186H219ZM235 185V184H234ZM233 185V187H234ZM13 186V187H12ZM32 186V187H31ZM50 186V187H49ZM129 186V188H128ZM139 186V187H138ZM145 186V189L144 187ZM148 186V187H147ZM150 186V187H149ZM152 186V187H151ZM155 186V187H154ZM158 186V188H157ZM161 186V187H160ZM168 186V187H167ZM170 186V187H169ZM176 186V187H175ZM217 186V187H218ZM36 187V188H35ZM41 187V188H40ZM79 187H81L82 189H80ZM142 187V188H140ZM167 187V188H166ZM172 187V188H171ZM177 187H180L179 189ZM220 187V188H219ZM218 188L219 189H216V190H220L222 187L219 186ZM232 187V185H231ZM229 191V188L228 187H223L222 191L225 193L226 191H229V192H232V195H230V197H232L233 199L236 197L237 199H239L241 197V199L244 198V196H242L243 192H241V188L239 189L236 185L235 187ZM237 187V188H236ZM32 188V189H31ZM44 188V189H43ZM53 188V189H52ZM91 188V189H89ZM134 188V189H133ZM147 188V189H146ZM163 188H166V189H163ZM184 190H182V189ZM184 188H186L184 186ZM214 188V189H213ZM225 188V189H224ZM228 188V189H227ZM237 191H235L236 189ZM36 189V190H35ZM51 189V190H50ZM93 189L95 191H93ZM169 189H174L173 193L175 192V190H177L178 192H176L174 195H177L175 198H169L167 202V198H165V194L167 192V190ZM201 189V188H200ZM233 189H234V192H233ZM11 190V191H10ZM50 190V191H48ZM53 190V191H52ZM76 190V191H75ZM89 191V195L87 194L88 191ZM148 190V191H147ZM161 190V191H160ZM172 190H169V191H172ZM13 191V192H12ZM16 191V192H15ZM32 191V193L30 192ZM86 191V192H85ZM93 191V192H92ZM160 191L158 193V196H157V193L156 192ZM205 191V190H204ZM209 191V190H208ZM208 191H206L208 193ZM216 191L218 194H217V198H221V195L219 196L220 194V191L218 192ZM3 194H2V193ZM12 192V193H11ZM18 192V193H17ZM36 192V193H35ZM40 192V193H39ZM162 192V193H161ZM183 192V193H182ZM184 192L187 194H184ZM205 192V193H206ZM210 192V191H209ZM222 192V193H223ZM228 192V193H229ZM34 193V194H33ZM39 193V194H38ZM53 193V194H52ZM61 193V194H60ZM75 193V194H74ZM143 193V194H142ZM168 193V192H167ZM178 193V194H177ZM221 193V194H222ZM37 194V195H35ZM43 194V195H42ZM64 194V195H63ZM87 194V196H86ZM159 194L162 196H159ZM169 195L171 194L170 192L168 193ZM227 194V193H226ZM225 194V195H226ZM231 194V193H230ZM3 197H2V196ZM15 195V196H14ZM18 195V196H16ZM24 195V196H23ZM30 195V196H29ZM39 195V196H38ZM42 195V196H41ZM58 195V196H57ZM142 195V196H141ZM145 195V196H144ZM164 195V196H163ZM182 195V196H181ZM185 195V196H184ZM45 198H44V197ZM54 196V197H53ZM74 196V197H73ZM83 196V197H82ZM87 198H85V197ZM91 196V197H90ZM168 196V195H167ZM207 196V195H206ZM219 196V197H218ZM12 197V198H11ZM27 197V198H26ZM35 197V198H34ZM40 197V198H39ZM52 197V199H51ZM59 197V198H58ZM78 197V198H77ZM109 197V198H108ZM158 197H164L162 199L163 203L160 202V200L158 199ZM177 197H181V201H180V198L178 200ZM186 199H185V198ZM188 197V199H187ZM209 197V196H208ZM216 197V196H215ZM6 198V199H5ZM11 198V199H10ZM23 200H22V199ZM61 198V200H60ZM82 200L85 198L86 199V202H90L89 204H86L88 205V207L90 208V211H89V208L87 206H85V204L83 205V203L85 202V199L84 201ZM144 198V199H143ZM177 198V199H176ZM195 198H197V196H195ZM8 199V201H7ZM45 199V200H43ZM51 199V200H49ZM57 199V200H55ZM80 199L78 202L77 200ZM141 199V200H140ZM143 199V200H142ZM210 199V198H209ZM240 199V200H241ZM63 200V201H62ZM90 200V201H89ZM126 200V201H125ZM150 200V201H149ZM41 203H40V202ZM44 201V202H43ZM48 201V204L46 203ZM76 204H75V202ZM83 203H82V202ZM118 201V202H117ZM141 201V202H140ZM144 201V202H143ZM200 202V200H194L192 203L197 204ZM19 202V203H18ZM53 202V204H52ZM74 202V204L72 203ZM80 202V203H79ZM85 202V203H86ZM87 202V203H88ZM180 202V203H179ZM52 206H50L51 204ZM130 203V204H129ZM150 203V204H149ZM187 203V202H186ZM224 203V205L227 203V201L225 202H222ZM245 202H242V204L244 205ZM11 204V205H10ZM70 204V205H69ZM97 204V205H95ZM145 204V205H144ZM154 204V205H153ZM157 204V205H156ZM160 204H162V208L160 207ZM168 204V205H166ZM178 204V205H177ZM191 204V203H190ZM228 204V203H227ZM232 203H229L228 206H229V209H233L232 207H230ZM246 204V203H245ZM29 205V206H28ZM42 205V206H41ZM83 205V206H82ZM90 205V206H89ZM222 204L223 207H220L221 209L223 208L224 210L225 209H228V206L225 205L224 206ZM26 206V207H24ZM32 206V207H30ZM38 209H37V207ZM46 206V207H45ZM48 206L49 207V211L52 210V211H47L46 209H48ZM53 206L55 207L53 209ZM73 208H72V207ZM152 206V207H150ZM168 206V207H167ZM221 206V205H220ZM63 207V208H62ZM79 207V208H78ZM85 207V208H84ZM100 207V208H99ZM140 207V208H139ZM166 207V208H165ZM16 208V210H15ZM36 208V209H35ZM40 208V209H39ZM52 208V209H51ZM67 208V209H66ZM71 208V209H70ZM93 208V209H92ZM99 208V209H98ZM169 208V210H168ZM177 208V209H176ZM180 208V209H179ZM6 209V210H5ZM19 209V210H17ZM27 209V210H26ZM46 211H45V210ZM73 209V212L74 210H76L75 213L71 212V210ZM142 209V210H141ZM150 209V210H149ZM163 211H162V210ZM173 209V211L171 212V210ZM24 210V211H23ZM64 210V211H63ZM66 210V211H65ZM73 213V215L69 212ZM83 210V211H82ZM85 210H86V213H85ZM88 210V211H87ZM139 210V211H138ZM141 210V211H140ZM158 210V211H157ZM168 213H167V211ZM217 210V209H216ZM23 211V212H22ZM30 211V212H29ZM45 211V213L43 212ZM92 211V212H91ZM153 211V212H152ZM161 213H160V212ZM165 211V212H164ZM180 212L182 214L183 217L179 216V214L177 215V213ZM250 214L251 215H256L258 213V215H261L262 212L260 211V209H258V207H254V209H250L249 210ZM6 212V213H5ZM25 212V213H24ZM48 212V213H47ZM64 212V213H63ZM78 212V213H77ZM97 212V214H96ZM101 212V213H100ZM151 212V213H150ZM159 212V213H158ZM219 212V211H217ZM257 212V213H256ZM4 213V214H3ZM15 213V214H14ZM40 213V214H39ZM51 215V217L48 215L49 218H51L50 220L53 221L55 220V224H54V228L52 227V224L50 226V224H48V222L44 219L45 216H47V214ZM51 213V214H50ZM91 213V214H90ZM93 213V214H92ZM103 213V214H102ZM115 215H114V214ZM154 213V214H152ZM171 213V214H170ZM176 213V214H174ZM185 213V214H184ZM7 214V215H6ZM20 214V215H19ZM36 214H39L36 215ZM80 214V215H79ZM89 214H90V217H89ZM95 214V215H94ZM134 214V215H133ZM156 214V215H155ZM234 214V213H232ZM5 217H4V216ZM33 215V216H32ZM42 215V216H40ZM45 215V216H44ZM65 215V216H64ZM69 215V216H68ZM77 215V216H76ZM79 215V216H78ZM94 215V216H93ZM102 215V216H101ZM112 217H111V216ZM114 215V216H113ZM138 215V216H137ZM162 215H164V219L162 217ZM171 215V216H170ZM176 215V216H174ZM186 215V216H185ZM10 216V217H9ZM18 216V217H17ZM25 216V217H24ZM29 216V217H28ZM38 216V218H37ZM67 216V217H66ZM74 216V217H73ZM84 216V217H82ZM95 217L96 220L92 219V217ZM97 216V217H96ZM117 216V217H116ZM141 216V217H140ZM146 216V217H145ZM156 216H159V217H156ZM167 216L169 218H167ZM205 216V215H204ZM33 217V218H32ZM77 217V218H75ZM80 217V219H78ZM104 217V218H102ZM144 217V218H143ZM150 217V218H148ZM180 217V218H179ZM191 217V218H190ZM14 218V219H13ZM42 218V219H40ZM62 218V219H61ZM75 218V219H73ZM86 218V219H85ZM115 218V219H114ZM119 218V219H118ZM134 218V219H133ZM140 218V219H138ZM160 220H158V219ZM59 221H58V220ZM82 219V220H81ZM108 219V220H107ZM133 219V220H132ZM143 219V220H142ZM175 219V220H174ZM188 219V221H187ZM190 219V220H189ZM4 220V221H3ZM49 220V221H50ZM77 220V221H75ZM81 220V221H79ZM87 220V223L86 221ZM89 220V221H88ZM90 220L93 222H90ZM100 220V222H99ZM131 222H130V221ZM136 220V221H134ZM146 220V221H145ZM162 220V221H161ZM170 220H171V223H170ZM212 221H216L214 220V218H211ZM47 223H46V222ZM79 221V222H78ZM95 221L97 222L95 224ZM117 221V222H116ZM122 221V222H121ZM134 221V222H133ZM148 221V222H147ZM154 221V223H152ZM156 221V222H155ZM164 221V222H163ZM169 221V222H168ZM175 221H178L179 224H177ZM12 222V223H11ZM39 222V223H38ZM45 222V223H44ZM89 222L93 225L91 226V224H89ZM103 222V223H102ZM133 222V223H132ZM143 222V223H142ZM158 222V223H157ZM163 222V223H162ZM168 222V223H167ZM173 222H175L176 224H174ZM198 222V223H197ZM52 223V222H50ZM61 223V224H59ZM85 223V224H84ZM126 223V224H125ZM148 223V224H147ZM161 223V226H159ZM187 223V224H186ZM25 224V225H24ZM76 224V225H75ZM80 224V225H79ZM87 224V225H86ZM95 224V225H94ZM145 224V225H144ZM153 224V225H152ZM159 224V225H158ZM164 224L165 228H168V226H170V228L168 230L164 229V226L162 225ZM174 224L176 225V228L178 227L179 231H180V234L178 233L179 237H177V234H173L170 229H171V226ZM195 224V222L193 223ZM195 224V226H196ZM21 225V226H20ZM46 226V227H43ZM49 225V226H47ZM78 225V226H77ZM89 226V228H87ZM134 225V226H133ZM149 225V226H148ZM180 225V227H179ZM183 225V226H182ZM211 225H214V223H211ZM210 225V226H211ZM4 226V227H3ZM15 226V227H14ZM75 226V227H74ZM81 226V227H80ZM83 226V227H82ZM85 226H87L85 228ZM160 227L162 229H158L157 227ZM187 226V227H186ZM193 226V227H195ZM209 226V225H208ZM7 227V228H6ZM17 227V228H16ZM35 227V228H34ZM43 227V228H42ZM71 227H74V228H71ZM155 227L156 229L158 230H163V232L160 231V233L157 232V230H155ZM198 227V226H197ZM20 228V229H19ZM22 228V229H21ZM42 228V229H40ZM45 228V229H44ZM63 228V229H62ZM84 230H83V229ZM90 228H94L93 230H89ZM101 228V230H100ZM15 229V230H14ZM27 229V230H26ZM44 229V230H43ZM48 229V230H47ZM82 229V230H81ZM17 230V231H16ZM39 230V231H38ZM53 232H52V231ZM186 230L187 232H184L183 234H186V238H182L181 240L185 239L184 242L181 241L179 238H180V235L183 237V234L182 231ZM7 231V232H6ZM9 231V232H8ZM38 231V232H37ZM42 231V232H41ZM47 231V232H46ZM72 231V232H71ZM86 232L84 234V232ZM94 231V232H93ZM170 231V232H169ZM178 231V232H179ZM21 232V233H20ZM52 235H55V236H52ZM83 232V233H82ZM91 232V234H90ZM97 232V233H96ZM27 233V234H26ZM44 233H45V236H44ZM54 233V234H53ZM82 233V234H81ZM164 233V234H163ZM167 233V235H165ZM172 233V234H171ZM14 234V235H13ZM19 234V235H18ZM23 234V235H22ZM50 236V238H48V235ZM60 234V235H59ZM79 234V235H78ZM87 234V235H86ZM163 234V235H162ZM169 234V235H168ZM6 235V236H5ZM30 235V236H29ZM32 235V236H31ZM43 237H42V236ZM72 235V236H71ZM99 235V236H98ZM160 235V236H159ZM172 235H174L172 237ZM188 235V236H187ZM200 235V233H199ZM9 236V237H7ZM22 236V237H21ZM89 236V237H88ZM101 236V237H100ZM158 236V237H157ZM164 236V237H163ZM190 236V238H189ZM13 237V238H12ZM15 237V239H14ZM26 237V238H25ZM29 237V238H28ZM31 237V239H30ZM41 237V238H40ZM54 237V238H53ZM70 237V238H69ZM161 237V240L159 241V238ZM166 237V238H165ZM172 237V238H170ZM198 237V238H197ZM83 238V239H82ZM170 238V239H169ZM175 238V239H174ZM188 238V239H187ZM218 238L220 239V237L218 236ZM4 239V240H3ZM27 239V240H26ZM30 239V240H29ZM48 239V240H47ZM58 239V240H57ZM101 239V240H100ZM173 239V240H172ZM190 239V240H189ZM195 239V241L193 240ZM199 239V240H197ZM218 239V240H219ZM36 240V241H35ZM42 240V241H41ZM170 240L171 243H170ZM178 240H180L178 242ZM30 243H29V242ZM40 242V243H37V242ZM49 243H47V242ZM81 241V242H80ZM85 241V242H84ZM87 241V242H86ZM89 241V242H88ZM101 241H103L101 243ZM176 244H174L175 242ZM186 241V242H185ZM194 241V243L197 245H200L199 248L198 246L196 247L194 243H192ZM197 241V242H196ZM23 242V243H22ZM37 244H36V243ZM101 244H100V243ZM155 242V243H154ZM178 242V243H177ZM180 242L182 243V245L180 244ZM43 243L47 246V248H55V250L53 249H50L51 251H49V249L47 248H44L45 245H43ZM47 243V244H46ZM92 243V244H91ZM104 243V244H103ZM121 243V244H120ZM168 243V244H167ZM186 243V244H184ZM200 243V244H198ZM39 244V245H38ZM52 244V245H51ZM71 244V245H70ZM74 244V245H73ZM178 244V245H177ZM191 244V245H190ZM19 245V246H18ZM34 245V247H33ZM36 245V246H35ZM44 248V250L42 249V246ZM59 245V246H58ZM93 245V246H92ZM98 245H99V248L102 247L103 249H100L98 248ZM111 245V246H110ZM157 245V246H156ZM176 245V246H175ZM194 245V246H193ZM33 248H32V247ZM38 246V247H37ZM50 246V247H49ZM54 246V247H53ZM91 246V247H89ZM118 246V247H117ZM159 246V247H158ZM164 246V247H163ZM171 246V247H170ZM176 248H174V247ZM189 246V247H187ZM23 247V248H22ZM27 247V248H26ZM41 249H40V248ZM87 247V248H86ZM168 247V248H167ZM182 247V248H181ZM185 247V248H184ZM21 248V249H20ZM26 248V249H25ZM39 248V249H37ZM57 248H58V251H57ZM108 248V250H107ZM151 248V249H150ZM154 248V249H153ZM174 248V249H173ZM181 248V249H180ZM194 248V249H193ZM32 249V250H31ZM36 249L37 251H35L33 253V251ZM61 249V250H60ZM66 249V250H65ZM71 249V250H70ZM77 249V250H76ZM161 249V250H160ZM166 249V252L165 250ZM170 249V250H169ZM172 249V250H171ZM184 249V250H183ZM198 249V250H197ZM43 252H42V251ZM48 250V253L47 251ZM92 250V249H91ZM89 250V251H91ZM102 250V251H101ZM160 252H159V251ZM177 250V251H176ZM188 250V251H186ZM16 251V252H15ZM43 253H41V252ZM71 253H70V252ZM84 251V252H85ZM105 251V252H104ZM162 251V252H161ZM176 251V252H175ZM12 252V254H11ZM23 252L25 254H23ZM31 252V253H30ZM50 252V253H49ZM75 252V253H73ZM123 252V253H122ZM159 252V253H158ZM165 252V253H164ZM174 252V253H173ZM191 252V255L189 254ZM193 252V253H192ZM200 252V253H199ZM10 253V254H9ZM14 253V254H13ZM38 253V254H37ZM40 253V254H39ZM108 253V254H107ZM184 253V257L185 259H183V254ZM188 253V254H187ZM196 253V254H195ZM199 253V254H198ZM27 254V255H26ZM37 254V255H36ZM42 254V255H41ZM50 254V255H49ZM92 254V253H91ZM194 254V255H193ZM13 255V256H12ZM23 255V256H22ZM34 255V256H33ZM38 257H36V256ZM52 255V256H51ZM93 255V256H94ZM102 255V256H101ZM182 255V256H181ZM197 255H199L200 257H198ZM42 256V258H41ZM79 257L80 256V252L78 254ZM120 256V257H119ZM171 258H170V257ZM178 256V257H177ZM9 259H8V258ZM17 257V258H16ZM24 257V258H23ZM27 257V258H26ZM35 257V258H34ZM48 257V258H47ZM75 256H73L74 258ZM132 257V258H131ZM138 259H137V258ZM142 259H141V258ZM159 257V258H158ZM182 257V260H180ZM7 258V259H5ZM51 258V259H49ZM54 258V260H53ZM134 258V259H133ZM145 258V259H144ZM158 258V259H157ZM169 258V259H168ZM176 258V259H175ZM187 258V259H186ZM190 258V259H191ZM34 259V261H32ZM37 259L39 262H37ZM45 259V260H44ZM48 259V260H47ZM132 259V260H131ZM137 259V260H136ZM141 261H140V260ZM12 260V261H11ZM16 260V261H15ZM24 260V261H23ZM123 260V261H122ZM135 260V261H134ZM152 260V261H150ZM157 260V261H156ZM159 260H161V262H159ZM176 262H175V261ZM200 260V259H199ZM9 261V262H8ZM11 261V262H10ZM113 261V262H111ZM133 263H132V262ZM137 261H139L137 263ZM210 261V260H209ZM22 262V263H21ZM34 262V263H33ZM37 262V263H35ZM47 262V263H45ZM170 262V261H169ZM182 262V263H181ZM189 262V263H188ZM186 264H190L192 263V261H188ZM165 263V261H164ZM195 263V261H194ZM208 264L209 262H205L204 260H200V264ZM95 264V263H94ZM100 264V263H99Z\"/></svg>",
    "mask_w": 264,
    "mask_h": 264
}]
</instances>
